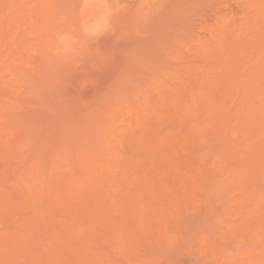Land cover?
I'll return each instance as SVG.
<instances>
[{
  "label": "rangeland",
  "instance_id": "obj_1",
  "mask_svg": "<svg viewBox=\"0 0 264 264\" xmlns=\"http://www.w3.org/2000/svg\"><path fill=\"white\" fill-rule=\"evenodd\" d=\"M2 1L6 2L7 0L6 1L2 0ZM11 1H8L9 4L7 2L6 3L2 2V3L5 4L4 6H6V5L10 6ZM46 1L48 2L49 0H46ZM46 1L43 0V5H42V3H41L42 0H19L21 5H19L18 8H16L17 7V6H15L16 4L14 5V8H12V6H13V4H12L10 7H8V6L6 7V8H8V10L5 9L6 11L5 12L3 11L2 12L3 14L0 12V14H2L4 17L6 16L5 18H7V19L12 17L13 14H14V16H21V18H22L19 23L15 22V23L9 24V21L6 22L5 27L7 30L4 33L2 32V35H1L2 37H0V46H1L0 51L3 50L2 52L4 55H6L7 52L9 51L8 55H11V59L13 58L18 63V65H17V63L14 62V64L12 63V65H14V66L17 65L19 67L21 66V68H18V69L22 70V71L19 70V74H21V78L18 77L19 79L15 80L16 82L14 81L12 86L9 87L7 84H8V80L11 78L12 75H10L11 73L9 74V71L6 70V68H3L0 66V80H1L0 96L2 94L4 96H6L5 97L6 100L4 99L5 101H3L4 103L1 104V108H0V121L2 122L1 126L4 127L3 130L6 132V136L2 139V141H4L5 144H2L3 142L0 141L1 142L0 146H1V144L6 146V148L4 146L0 147V149L5 150V151H3L4 154L2 153L3 155L2 154L0 155V158L2 159L1 160L2 162L0 163V200L2 199V197L4 198L0 201V206H1V209H2V207H3V210L6 209V212H12L13 213V214L8 213L6 215H9V216H6V215L4 216L5 213L2 215L1 214L2 210L0 212V218H1L0 219V233H1L0 234V236H1L0 241L2 240L0 242L1 243L0 245H2V246H0V252H1V255H0V261L1 262L0 263L2 264L4 262L3 260H1V258L3 257L2 259L6 260L7 263L9 262L8 264H15V263H17V264H33V262H34V264H39V263L40 264H49V263L50 264H53V263L54 264H60V262H63L62 264H68V262H67L68 260L64 256V254H65L64 250L65 249H63V248L66 247L64 245L70 241L69 244L67 243V245L70 246V244H71V246L73 245V247H76V245L79 246L77 243L82 241L79 244H81V245L82 244L89 245L91 243L92 244L90 245L91 248H88L89 246H87V245H85L87 248L84 247V245H82L83 247H81V246L77 247L79 249L78 253L80 255L76 256L75 260H74V258H72L73 259L72 261L78 263L77 262L78 259H79V262L82 260L79 264H81V263L87 264L88 262H89L88 264H248L247 262L250 260V258L254 257L253 255H251L252 252H255V253L258 252L259 253V251L261 252L264 249V147H261L262 145L264 146V143H262V145H261V141H264V132L263 133L261 132V131H264V127L262 128L261 122L260 123L258 122V124H260L259 126H261V127H259L258 124H256V125L259 127V129L256 125L254 126V127H256V135H255V132H252V134H251V132L249 131V133L251 135L254 134V136H251L252 137V138L250 137L251 139L249 137H248L249 139H246V137L244 135H246V132H248V130L247 131L243 130L245 132V134L242 133L243 135H241V136L238 135V137H237V134H240V132H242L241 129L244 127H241L242 123L240 124V126L238 125L239 129H237V127H235L237 130H240V132H238V131H234L235 130L234 125L236 122L239 121V119H242V117H244V119H242L240 121H242V122L244 121L243 123H245V122L250 121V119H252V117L255 116L254 118H257V117L261 116V114L264 113L263 112L264 109L261 108L264 105V102H263L264 99L262 100V98H264V92L258 91L260 97L257 94L255 95L256 96V97H254L255 100L259 98V100L261 101L257 104L254 103L255 107H254L253 102H252L251 103L252 105L248 104L249 106L248 105L244 106V110L243 109L242 110H240V109L236 110V107H235V109H233L235 113L239 112V110H240L241 115L239 113L235 114L236 118L235 117L233 118V119H235L234 122L231 119L233 122L231 125L233 126V129H234V130L233 129L232 130L234 131L235 134L230 133L229 139H227L228 138L227 136H226L227 138L225 137L226 139L224 138L225 132L224 131H223L224 133L222 132V130H224V129H220L223 127H220L219 128L220 130L218 129L219 130L218 132H216V133L213 132L214 130L217 131L216 128L219 127V125H217L216 122H213V125H211L212 123L208 122V123H210L209 124L210 128L213 127V129H214L212 132L209 131L210 130L209 128H207V126H208L207 121L205 122L206 123L205 129L206 130L208 129L207 130L208 132L206 131L208 133L207 134L208 136L206 134H204L205 138L201 137L203 135V132H201V134H200L199 129H198V132L201 136H199V134L198 135L195 134V133H198L196 131V132H193V138H191V135H190L191 130L189 129L188 135L191 138L189 140H188V136L187 135L185 136L186 133H184V132H187L186 131L187 129L185 130L186 127L185 128L181 127V125L184 122H186V124L188 122L190 123V121L192 119L193 120L191 121L190 124L192 125L191 127H192L193 131L198 127V125H201V124L203 125V123H201L200 118L197 121L201 124H199V123L196 124V122H195L196 120L193 118L196 114L204 113L203 111H200V109L202 110V108H204L205 106L207 107V105H205L203 107H200V109L199 108L197 109L198 105H195V101H196V104H197V102H198V104H200L202 102L201 101L202 99L199 102V100H198L199 98H197V97H199V94L202 92L201 93L202 95H205V94L207 95V91L210 89L209 87L207 89V86H210L209 84L211 82L207 80L209 83L208 84L205 83L204 89H205V91L206 90L207 91L204 94L205 91H202L203 90L202 85H204L202 82L204 79L202 77H204V76L209 77L213 73V75H214L213 77L215 78L216 74H219V75H217L218 77H216L214 80L215 83L218 82V85L215 84L217 86H214V88L216 87L215 89H218L221 87V85L225 84L224 82H223V84H220L222 82L221 78L223 79V77H221L220 74L223 71H228V70H226V68L229 67L228 65L230 62L227 63V65L223 64V66L224 65L226 66V67L225 66L223 67L221 64L222 60L220 62V64H221L220 65V64H218L219 62H216V61H215L216 63H213L214 62L213 58H216L215 56L218 53L220 55V53H222L221 50L224 51V49H225V51L228 52V50L226 49V46L229 43L228 42L229 39H226V37H228V34L230 35V33H227V32H230L232 29H234V28H232V29L230 28V26H232L234 24V22H233L234 20H232V19L239 18L238 20H240L241 22L246 21V26H247V24H250L252 22L251 25H248V28H246V26H245V24H243V22L241 23V25H239V22L237 23L235 21L236 24L239 26L244 25L245 27L242 26L243 29H245V28L247 30L249 29L248 31L245 30L246 34L243 33V34H245L244 36L249 35L250 37H253L255 35V33L258 32V30L260 31V29H262V27H259V26H261V24L263 26L264 21L262 20V18H260V20H262L263 23L259 22L260 21L259 17H261V13L260 14H258V13L262 12V14H263V12H264L263 11L264 10V2H263L264 0H254V2H251V0H105L104 1L105 4H107L108 8H110V11H107V12H109L108 14H106L107 17L106 18L103 17L104 19L101 17L97 20V23H95V21H93L94 23L93 22H91L92 24L89 23V26H88V24H85L87 26V28H85V26L83 25L84 21H82L84 19L83 16H85L84 11L86 9L91 10L93 8L92 7L93 2H92V4H90L91 2L89 0H50L51 3L50 2L47 3ZM16 3L18 5V2H16ZM40 3H41V5H40ZM251 3L253 5H251ZM261 4L263 6H261ZM87 5L90 7H87ZM108 8H106V9L109 10ZM249 9H251V12ZM254 10H255V12H253ZM258 10H260V11L258 12ZM82 12H84V13H82ZM45 13L47 15H51L48 17L50 19L53 18L54 19L53 23L55 21H56V23L49 24L47 22L45 23V21L43 23L40 20V15L45 14ZM251 13H253V14H251ZM247 17H249V19L251 21ZM240 18H242V19L245 18V20H242ZM256 18H257V20H256ZM100 19H102V20L99 21ZM247 19H248V21H247ZM259 23H260V25H259ZM236 24H234L233 27L236 28V26H235ZM256 25L260 29L255 27ZM44 26H46V27H44ZM249 26H251L252 28H250ZM73 27H75V28H73ZM228 27L231 30L226 31V29H229ZM84 28H85V30H84ZM224 28H225V30H224ZM253 28L255 29L256 32L254 31ZM45 29H47V30L52 29L51 31L55 35V38H58V37H56V35L59 32H61V33L66 32L67 33V31L69 32L71 30L69 32V33H71L74 29H75V31H73V32H76L77 34L75 33V36H73L74 33L72 32L70 35L72 38L70 37V39L68 38L67 41H64L65 44L62 42L59 43L58 41H56L53 38L54 40H52V42H51L52 46L55 45L56 42H58V44H60L61 46L57 47L58 44H56V47L54 48V46H53L52 47L53 50H52V48L50 47L51 44L49 43L50 45L47 46L48 51H47L46 57H45L44 53L41 50L37 49V46L39 43H41V44L46 43L40 37L41 36L40 32L42 30L44 31ZM250 29H251V31H250ZM256 29H258V30H256ZM35 30H37V31L35 32ZM218 31H219V33H217ZM249 31L250 32L253 31L254 35L251 36L253 33L250 34ZM38 32L40 34H38ZM55 32H57V34ZM231 32H233V31H231ZM69 33H68V36H69ZM262 33L263 32H261V34ZM215 34L216 35L219 34L218 36H216V39H217V42L219 45H217V42H215L216 40L215 41L212 40V38L214 39ZM261 34H259V35L261 36ZM231 35H233V34H231ZM222 36H223V38H222ZM210 37H211L212 42H211V40L208 39ZM258 37L259 36L256 35V38H258ZM221 38L224 40H222ZM228 38H230V36ZM253 38H255V37H253ZM203 40H204V42L206 40H207L206 42L209 41L208 45L209 46L212 45V47L215 48L212 50L216 51L218 53L215 52L216 55L215 54L213 55V51L211 50V52H210L211 54L210 53L209 54L212 55V57H210L209 54H206L207 53L206 50H210L211 47H209V48L207 47L204 49V46L207 43L204 44ZM221 40L224 42H222ZM258 40H259V38H258ZM220 41L222 43H219ZM252 41H251V43H252ZM67 42H69V43H67ZM70 42H71V45H70ZM210 42H211V44H210ZM212 43L213 44L215 43L216 47H214ZM251 43H250V46L252 45ZM259 43H260V41H259ZM259 43H258V46H259ZM222 44H224V45H222ZM255 44H257V43H255ZM261 44H262V42H261ZM66 45H68V46H66ZM202 45H203V47H202ZM228 45L230 46L231 44L229 43ZM217 46H220V48ZM229 46H227V47L230 48L231 46L230 47ZM258 46L255 45L253 47H258ZM202 48L206 51V53H204L205 51ZM251 49H252V47H251ZM251 49L249 51H251ZM254 49L255 48H253V50L251 52L255 53L256 49H255V51H254ZM261 49L262 48H259L258 50H261ZM10 51H11V54H10ZM24 51H25L24 54L26 56L23 58L24 59L28 58L26 61L29 63V65L27 64L28 66L23 63L24 59L22 58V54ZM50 51H51V53H49ZM5 52H6V54H5ZM40 52H42L44 56L40 55V54H42ZM259 52H261V51H259ZM222 54H224V53H222ZM255 54H256V56L255 55L254 56L257 59L254 58L253 55L250 59H254V60L251 61L248 58V60L251 62V64H253V61L257 62L256 60H258V58L260 57V56L258 57L257 55H259L261 53H255ZM223 56H221V57H223ZM40 57H42V58H40ZM221 57L220 58L217 57V58L221 59ZM262 57L264 58L263 55H262ZM262 57L260 59H262ZM1 58L5 59V56L1 57ZM245 60H247V59H245ZM248 60L244 62L246 64L242 65L243 68H241L239 70V71H241V72H239L240 73L239 76L241 75V73L244 69L250 68ZM262 60L264 62V59H262ZM3 61H0V65L2 63H4ZM260 61L261 60H259L257 62V65L262 64ZM226 62L227 61H225V63ZM215 64H217V65H215ZM230 65H231V63H230ZM246 65L248 67H246ZM257 65L255 64L254 67ZM10 66H11V64L9 65V67ZM189 66L190 67L193 66V67L190 68ZM211 66H213V67L215 66L214 72L213 71L211 72V69H210ZM15 68L17 69V67H14V70H16ZM219 68H222V69H219ZM261 68L264 69V65L262 67L259 66L257 69H255V68L253 69V65L251 66V69L253 71L254 70L256 71L258 69L260 70V72H258V75L256 74L258 76L257 78L259 80L262 77H264L263 76L264 71ZM217 69L220 71H216ZM251 69H249V70H251ZM20 71L23 74L20 73ZM216 72H218V73H216ZM219 72H221V73H219ZM261 72L263 75L261 74ZM205 73H207V75H205ZM208 73H209V75H208ZM223 73H222V76H225L224 74H226V73H224V74ZM201 75H202V77H199L201 80L199 78H198L199 80H197V78H195V77H198ZM193 77L198 81L197 84H199V85H200V83L202 84V85H200L201 87H199L202 89L199 90V88H196V86L198 87L199 85H196L194 87L195 88L194 90L191 89V90H189V92L187 91L188 94H185L186 93L185 91L188 90L187 87H189V83H190V88L193 87L192 85L196 84V82H195V84H193L194 82H192L193 81L192 80L191 81L192 85H191L190 80H188V79H191ZM210 77H212V76H210ZM219 77H221V78L219 79ZM225 77H227V76H225ZM259 77H261V78H259ZM23 79H25V80H23ZM39 79H40V81H39ZM216 79H218L220 81L216 82ZM258 79L256 80L257 87H264V85L263 84L261 85L260 83H259L260 86H258V81H259ZM182 80H184V81L188 80L189 83H188V85L186 84L187 86H185L183 88V90L180 87V89L182 90L181 92L184 93V95H178L180 93L177 94V92H175V89H173V88L175 85H176V88L177 87L179 88V85H182V83H181ZM238 80L241 84L243 83L241 80L244 81V79H242L241 76H240V79H238ZM262 80H264V79L262 78L261 81ZM156 81H158V83H159L158 86H160L161 83L166 85V86H169L167 84H170L171 87L174 85L171 88L172 90L169 89L173 92V93L171 92V94L174 95V92H175V94H177V97L181 98V102L185 103V106L189 105L188 108L191 107V108H189V110H187L188 116H187V114H185V115L187 118L188 117L191 118L192 117L191 115H193L192 119L187 120L186 117H184V116H183L184 118L182 117V112L183 111L185 112V109H188L184 106V103H182L184 107L182 106L183 111L181 113L179 112V110L177 108H175L176 105H174V104L170 105V103L173 102L171 100L174 99L175 97L172 98L171 96H173V95L169 96V94L167 95V93H163V95L160 94L161 91L162 92L165 91V90H163L165 87L163 89H161V91H160V89L158 91L159 87L156 86L158 84ZM188 81H186V82H188ZM200 81H202V82H200ZM261 81H259V82H261ZM165 82L167 84H165ZM186 82H183V83H186ZM155 83H157V84H155ZM262 83H264V81ZM155 86L157 88H155ZM182 86H184V85H182ZM211 86H212V84H211ZM161 87H163V86H161ZM168 88H170V87H167V89ZM185 88H187V89H185ZM196 89H198L200 92H198V90L196 91ZM215 89L213 91V92H215L214 93L215 96H213L212 99L214 97L215 98L216 97L221 98L220 95L219 96L216 95ZM221 89L217 90V92H219ZM176 91H177V89H176ZM194 91L196 94H198V95H196L197 97H195ZM210 91H212V90L210 89L208 91V93ZM222 91H223V89L221 90V92ZM167 92L170 93V91H167ZM178 92H180V91H178ZM221 92H219L218 94H220ZM158 93H159V96H158ZM191 93H193L192 94L193 98L194 97H195V99L197 98L196 100L193 98H192L193 100L189 99L188 95H190V98H191ZM230 93H232V92H230ZM260 93L261 94L263 93L262 96ZM165 94L167 95L166 96L167 98L166 99L162 98V101H163V103H165L166 107L164 106V104H163V106L168 111H169V108H167V107H170V114H167L168 111H163L165 108L163 109V107L161 106L162 109H160V111L162 110V112H160V111L158 112V110H156L157 114H158L156 119L157 118L158 119L157 120L155 119V121L157 124L154 122L156 125L153 127V129H150V131H148L147 129H145V128H148V126H147L148 124L146 125L145 123H143L144 120L142 121L141 119H144L145 117L143 118L142 116H143V114H145V116H146L147 115V112H146L147 109L150 110V108H152V107L148 108L149 105L150 106L152 105L155 108H157L156 107L157 105H162V102L160 101L161 98H158V97H161V96L165 97ZM201 94H200V96H202ZM141 95L144 96V99ZM146 95H149L148 98ZM185 95L188 96V100H186L187 98L185 97ZM227 95H226V97L228 98L227 102L229 101L230 98H234L233 94H230V95L227 94ZM145 96L147 99H149V97H153L152 100H156V101H154L155 103L158 102V100H159V102L156 104V106H154L153 104H150L151 103L150 101L146 100ZM174 96H176V95H174ZM183 97H185V99H183ZM202 97L204 99H208L206 96H202ZM179 98H175L174 100H177V99L180 100ZM182 99L184 101H182ZM204 99H203V101H204ZM166 100L167 101L170 100V102H167ZM189 100H191V102H188ZM217 100H219L218 102L220 104H223L225 102V101H223L222 98H221V100L223 103H221L220 99H217ZM147 101L150 103H148ZM210 102H212V101H210ZM210 102L209 103L207 102V104L208 105L211 104ZM227 102H225V103H227ZM146 103H148L149 105ZM193 103H194V106H197L196 109L193 106H191ZM230 103H231V101H229V103H227V104L230 105ZM232 103H233V101H232ZM202 104H204V103H201L200 105L202 106ZM212 104H214V102ZM215 104H217V106L220 105L218 103H215ZM9 105L12 106V108H8ZM146 105H148V106L146 107ZM214 105H213V109H214ZM250 106L254 107V108H252V110H249V109H251ZM106 107L108 108L107 111L105 110ZM158 107H160V106H158ZM206 107L203 109L205 112H207ZM246 107H248L249 109L248 108L246 109ZM258 107H260V111L257 110ZM155 108H153V109H155ZM174 108L177 109L178 111H175ZM208 108H209V106L207 107V110H208ZM223 108L224 107H222V108L220 107L219 110L221 111V109H223ZM238 108H239V106H238ZM242 108H243V106H242ZM11 109H13V110L11 111ZM153 109L150 110L149 112L154 113ZM194 109H195V111H194ZM224 109H227V108H224ZM101 110L102 111L104 110V112H101ZM192 110L194 111L193 113L191 112ZM196 110L199 111L200 113L199 112L197 113ZM255 110H257V112L259 111L258 112L259 114L257 113L258 115L256 114ZM10 111L15 113V114L10 113ZM142 111H143V113H142ZM144 111H145V113H144ZM173 111L181 114V115H179L177 113L179 118L181 116V118H180L181 121L177 122L178 116H176L174 114L175 112L173 113ZM226 111L227 110H225V113H221V112L220 113L225 116V114H228L229 110L227 112ZM243 111H244V113H243ZM105 112L108 113L109 115L105 114V117H104ZM139 112L142 113V116L140 117L141 119L139 118L140 123H139V121L135 120V118L137 116L136 114H141ZM164 112L165 113L167 112V113L164 114ZM195 112H196V114H195ZM249 112H251V115ZM101 113L103 114L104 118L103 117L101 118V116L99 117V115H102ZM151 113H149V114H151ZM189 113H190V115H189ZM209 113L210 114L204 113L203 115L207 114V115L211 116L210 110H209ZM217 113L219 115V112H217V110H216L215 115ZM233 113L231 114L229 112V114H231V115H233ZM247 113H248V115H247ZM131 114L133 115L132 117H135V118H132ZM244 114H246V115L244 116ZM13 115L14 116L16 115V116L13 117ZM173 115L175 117H173ZM207 115H205V116H207ZM169 116H172V119H170V122H171V120L174 122L176 121L175 123L178 125H176L174 122H171V124H167V123H169V121L168 122L162 121L164 119L168 120L167 118H169ZM212 116H213V114H212ZM212 116L209 117L210 118L209 121H212L211 120ZM239 116H241V118ZM12 117L13 118L18 117V119H17L18 122L14 121L16 119L12 120ZM95 117H97V118H95ZM195 117H196V119L198 118L197 115ZM92 118H94L95 120ZM160 118H163V119H160ZM182 118H183V120H182ZM201 118H202V116H201ZM209 118L205 117V119H203V120L205 121V120H208ZM228 118L230 119V116ZM130 119L134 120L133 124H131V122L133 120H130ZM226 119H227V117H226ZM229 119H228V122H229ZM262 119H263V117H262ZM5 120L9 123L11 121H13L16 124V126H14V124L12 122L11 123L13 125L9 124V123L7 124V122ZM91 120L93 121L92 122L93 124L91 122H90L91 124H88L89 121H91ZM4 121L6 122V124L4 123ZM82 121L85 123L86 122H88V123L83 124ZM99 121H101L102 123ZM240 121L238 122V124L240 123ZM137 122L139 123L138 130L136 128ZM164 122L167 125V126L164 125V127H166V128L168 127L167 129H169V130L174 129L173 130L174 132L178 131L179 135L176 133V135H178V141L180 140L183 144L182 145L177 144L176 142H174L176 140H173V142L177 144V149H176V145L174 143H171V141H172L171 138L175 139V137L177 138V136H175V134L172 135V133H170L169 136H167L168 135L167 133H169V131L163 127V124L161 126V123H164ZM96 123H97V125H96ZM99 123H101L102 125L101 124L99 125ZM107 123H108V125H107ZM128 123H130L132 126ZM173 123H174V125H173ZM179 123H181V125ZM192 123H194V126L197 125V127L194 128ZM134 124H135V127H133ZM88 125H90L92 128L90 127L91 129H88ZM94 125H96V126H94ZM140 125L142 126L141 129L142 130L144 129L143 131H145L146 133H143L142 130H140ZM143 125L146 127L143 128ZM157 125H159V126H157ZM205 125L199 126L200 129L202 127H205ZM236 125H237V123H236ZM93 126L95 128H93ZM102 126H104V127L107 126L108 128H103ZM176 126H179V128L181 127V129L177 128ZM184 126H185V124H184ZM187 126L190 128L189 125H187ZM119 127L120 128L123 127V129L125 127V130L127 127L129 130L131 129L130 132H132L133 134L127 133V134L122 135L121 134L122 129L118 130ZM157 127H161L160 130H157L158 129ZM252 127H251V129H252ZM110 128H111V130H110ZM99 129L100 130L107 129L108 132L106 130H103V131H106V133H103V132L100 133ZM135 129H136V134H134ZM154 129L156 130L157 135L152 136V138L154 137L153 141L158 138V142L160 140L162 142V144L159 142L161 145L153 142L155 146H157L156 144H158L157 147H154L152 145V147L155 148V152H154L153 148H152L153 150L151 151L150 143L149 144L145 143L147 141L145 139L147 131L149 132L147 137H150V135H152V131L155 132ZM203 129H201L200 131H203ZM14 130H16L17 133L19 134V139H17L18 135L16 136L17 133H16V131L14 132ZM85 130H87L91 134ZM161 130H162V134L164 136L161 135V132H160ZM179 130H180V132H183V130H184L182 136L184 135L183 138L187 139V140L185 139V143L183 142L184 140H182L183 138L180 137L181 133L179 132ZM75 131H76V133H75ZM113 131H115V132L117 131L116 133H118V134L116 135V133ZM119 131H120V133H119ZM158 131H159V133H158ZM165 131H167V132H165ZM170 131H172V130H170ZM109 132L111 134H109ZM124 132L126 133L128 131H124ZM140 132H142L143 134ZM150 132H151V134H150ZM209 132H211L210 135H209ZM220 132L222 135L224 134V136L222 138H217L216 136L220 135V134H218ZM260 132H261V134H260ZM0 133H2V132L0 131ZM82 133H84V134L86 133L85 134L86 136L84 134L82 136L81 135ZM102 133H103V135H102ZM204 133H205V131H204ZM212 133L217 134V135H214L215 138H212V136H213ZM87 134H89V136L90 135H94V136L90 137L91 139H88L89 136ZM191 134H192V132H191ZM211 134H212V136H211ZM79 135H81V137ZM105 135H107V136H105ZM109 135H110L109 138H110L111 143L108 142L109 139L107 140ZM170 135H172L173 137H170ZM20 136L22 138H20ZM195 136H197L198 138ZM221 136H218V137H221ZM230 136H233V137L230 138ZM102 137H104V139ZM165 137H168V138L165 139ZM83 138H86V139L83 140ZM111 138L114 139V143L112 142L113 139H111ZM123 138H125V139L127 138L130 141L125 140V142H127V144H126V143H124ZM135 138L138 140L139 139L143 140V141H141L143 143L138 142V144H136L137 141ZM194 138L195 139L200 138V139L197 141ZM14 139H16V142H17L16 144H15ZM105 139L109 144H107V143L105 144V146H107L108 148L105 147L107 149H103V150H105V151H103L100 146H102V145L104 146L103 143L106 142ZM134 139H135V141H134ZM147 139H149V138H147ZM0 140H1V138H0ZM18 140L21 143H24L27 141L28 147H26L27 145H25V146L20 145V147H19L18 146L19 145ZM93 140L98 141L100 149L97 148L99 155L95 156V158L92 156L94 159L91 157V159H90L91 162H90V161H88L89 159L84 160L82 158L83 157L82 155H83V152L85 153V151L87 150L86 148L89 147V145L91 144V142ZM115 140H117V141L115 142ZM131 140H132V142H131ZM149 140H150L149 142L152 141L151 138ZM180 141H179V143H180ZM206 141H208V142H206ZM71 142H73L75 145ZM156 142H157V140H156ZM199 142H202L203 144L199 143ZM259 142H260V144H259ZM256 143L259 144L260 146L257 145ZM117 144L121 145V146L119 145V147H121V149H119V148L117 149L118 146H115ZM128 144H130V145H128ZM141 144L143 146H141ZM169 144L173 148H171V146L168 147ZM185 144H187V145H185ZM29 145H31L32 148ZM137 145H140V147H138ZM173 145L175 146V148ZM178 145H181V147ZM21 146L23 147V149H21ZM110 146L113 148H116L117 150L116 149L114 150ZM159 146H161V147H159ZM188 146H189L188 150H190V147H191V149L194 148L195 149L194 151H196L197 153L199 151L201 152L198 154L194 153V155H193L194 151L192 152V150H190L192 152L191 155H193V157L196 156L197 160L195 157H194V159H195L194 160L192 156H191L192 159L191 158L188 159L189 158L188 156H190V151L188 152L186 149V148H188ZM256 146H259L261 149H259V148L257 149ZM24 147H26V148L24 149ZM45 147H48V148H46L49 151L48 153H46L47 151H45ZM82 147H83V149H82ZM183 147H186V148H184V149H186V151H183L184 150ZM102 148H104V147H102ZM144 148L146 149V151ZM157 148H158V152L161 151V153H162V151H163V154L158 155V153H156ZM168 148H169V150L171 148L172 151L174 149L177 151L179 150L178 151L179 154L182 151L186 152V153H181V154L182 155L186 154L187 156L186 155H184V157L182 155L178 156L179 157L178 162H180L181 164L177 163V166L176 165L172 166L171 162L175 163L174 161L177 160L178 158L176 159L175 157L172 156V153L174 151L171 154L167 153L166 150H168ZM255 148L257 150H255ZM29 149H31V150H29ZM110 149H111V151L114 150L112 152V154H110L111 152L109 153ZM124 149L126 152L125 151L123 152ZM136 149H138L140 151H137ZM141 149H142V151H141ZM159 149H161V150H159ZM181 149H183V150H181ZM32 150H36V151L32 152ZM37 150H38V152H37ZM100 150L102 152H100ZM169 150H168V152H171ZM236 150H238L237 153H236ZM258 150H261V151H258ZM62 151H63V153H62ZM117 151H120L121 153L117 152ZM242 151H244V152H242ZM245 151H246V153H245ZM116 152H117V154H116L117 158L120 156H123V154L124 155L127 154L126 159L128 157H129V159L134 158L133 159L134 161L132 159H130L132 161L129 160L130 162L134 163L133 166H130V164H127V163L125 165L124 162L128 161V159L127 160L123 159L125 156H123V158L120 157V160L122 158L125 161L117 160L115 158ZM134 152H135V154H134ZM229 152H232V153L229 154ZM238 152H239V154H238ZM22 153H23V156L25 154L26 155L24 157H22ZM27 153H28V158L30 156L29 159H31L32 156H33L32 158H34L36 156L37 157L32 159V160H27L28 159ZM44 153H46V154L44 155ZM55 153L57 154L58 159L56 158V156H54ZM142 153L143 154L146 153V154L143 155ZM241 153L243 156L242 158L240 155ZM254 153H256V155ZM42 154L44 155V157ZM102 154H104V155L102 156ZM167 154H169V156ZM231 154H232V157H229L230 162H228L229 159L227 157ZM251 154L252 155L254 154L255 158ZM77 155H80V156L77 157ZM160 155H164V157L161 156L162 159H160V157H159ZM173 155H175V154H173ZM237 155H240V156H238L239 158L237 157ZM245 155H246V157H245ZM248 155H251V157L249 158ZM60 156L62 157V159L65 158V160L68 158L67 161H70L69 158H71L70 163L68 162V164H65L66 161L62 160ZM113 156H114L115 161L117 160L116 162H119L116 164L115 168H114V165H115L114 162L115 161L113 158H110ZM165 156L166 157L172 156L171 158H173L174 161L171 160V158H170V160H171L170 161L171 164H170L169 160H168L169 158L165 159ZM72 157H74L76 160L73 159ZM103 157H104V160H103ZM150 157H151V159H150ZM156 157L159 159H157ZM224 157H226L228 160H226V158H224ZM244 157L246 159H248V161H250V164H246V166L250 167V169L246 168L245 165H243L244 168L241 167L243 169V171H242V169L239 167L240 164L238 165L237 163H239L238 162L239 159H240V161L242 159L245 160ZM77 158H80L81 160L80 159L78 160ZM84 158H85V156H84ZM108 158H110V160L113 159L114 165H112V163H111L112 161H109ZM180 158H181V160H180ZM231 158L232 159L235 158V163L233 162L234 160H232V162H231ZM45 159H46V161H48L47 164H46ZM222 159L223 160L225 159L224 162L222 161ZM251 159L253 160V162L251 161ZM26 160L28 161L29 164L27 163ZM55 160H58L59 162H61V160H62L64 163H61V164L59 163L60 165H58V161H57V163H56L57 166L56 165L53 166L52 164H53V161L56 162ZM82 160H84V162ZM102 160L106 161L107 165L109 166V167L107 166L105 174H103V176H105L104 177L105 179L103 178L104 180H101L99 178L101 175V173H100L101 172V165L100 164L103 163ZM136 160H138V161H136ZM188 160H190V161L188 162ZM191 160H192V162H194V161L195 162L192 163ZM236 160H237V163H236ZM33 161L36 162L37 165ZM79 161L81 162L82 166L84 164L87 165V163H88L87 167L90 166L87 168L84 165L87 168V169H85L87 172V175H86V172L83 170L85 172V174L83 176V171H82L83 167H80L81 165H80ZM122 161H123V163H121ZM190 162H191V164H189ZM25 163H27V164L25 165ZM42 163L44 165H46V167ZM91 163H92V165H89ZM150 163H152L151 168H149V166L151 165ZM225 163H227L230 166V169L228 168L229 166L227 167V164H225ZM230 163L231 164L233 163V165H235V166L237 165L240 169L237 166L236 167H234L233 165L231 166ZM240 163H242V161ZM64 164H65V166H70L69 169L73 168L71 171L72 172L71 174L68 173L70 170L67 171L68 170L67 169L65 171V168H67V167H65ZM71 164L72 165L74 164L77 167L76 166L74 167V165L72 167ZM187 164L190 165L191 168L189 166V168L186 169L185 167ZM207 164L209 167L206 166L207 168H205V165H207ZM221 164H222V167L226 168V170L223 168H218ZM27 165L31 166V167L29 168ZM61 165H63V166H61ZM118 165H120V166H118ZM140 165H142V166L144 165V168L142 169ZM166 165L168 167L171 166L173 168L175 166L180 167V165H181V167L178 168L177 170H176V168L173 169V170H175V171H173V173L175 175H173V173H171L170 171H169L170 174L168 175L169 172L166 171V169L168 168ZM182 165H183V167H182ZM248 165H250V166H248ZM255 165H256V167H255ZM43 166H44V168H43ZM55 166H56V168L60 166V169L62 171V172L60 171V175H59V171L56 168L54 171L53 167H55ZM123 166H125L124 169H123ZM137 166H139L140 168H138ZM193 166H195V167L197 166L196 168L198 169L199 175H200V173H202L200 176L198 175L199 177L195 180H197V182L199 180H201L203 182L201 183V181H199L198 182L199 184H197V185L204 184V182H207V183H205V186L201 185L200 186L201 188L196 186L200 189V190L198 189L199 191L197 190L198 194H196V196L193 195L196 192H195L194 187H192V186H195V185H193L194 183H191L192 179L190 178V175H192V176L197 175L196 173L191 174L193 172H197V170H195L196 168H193ZM215 166H217V169L219 171L218 170L216 171ZM23 167H25V169ZM112 167H113V171H114L113 173H112ZM200 167L203 169V171H204V169H207V172L205 170V173H209L211 175V178H209L210 176H208L209 174H207L206 175V176H208V180H207L205 177V173L202 172V169H199ZM231 167H233L234 170ZM27 168H28V170H27ZM36 168L39 170H37ZM45 168H48V169H45ZM74 168L77 170L74 171ZM147 168L149 169L148 172L151 171L150 175L146 171ZM192 168L194 171L190 170ZM40 169H43V170H40ZM131 169H133V170H131ZM169 169H170V167H169ZM179 169L180 170L182 169V170L180 171ZM231 169L233 171H231ZM244 169H247L246 172L244 171ZM29 170L32 172V174H29V173H31V172H28ZM78 170H79V172H78ZM143 170L145 171V173ZM25 171H27V172H25ZM51 171H54V172H51ZM127 171L132 172L133 174L132 173L127 174ZM236 171H238L237 172L238 173L237 178H235V176L237 175ZM38 172H39V174L40 173L43 174V177H42V175H41V177L38 176L39 175ZM48 172H50V174ZM73 172L75 174L76 173L78 174V175L76 174L77 177L74 180L75 183L73 184L74 185L73 189L77 190L76 192H79L78 189H81V186L79 184H83V186H86V187H88L89 190L90 189L92 190V191L90 190L92 193L91 194L92 198L94 195H96L97 197H99L98 200H100V195L102 196V194H104V196L101 197L102 201H104V198L106 196L109 199V197L111 196L110 194H112L113 197H114V194L115 195L117 194L116 195L117 198L121 197L120 199H122V201H117L118 203L112 202L113 205L118 209L119 212L115 211L116 214L112 212L111 216H106V217H108L107 218L108 223H107V220L104 218L105 216H100L99 215L100 213L98 214V216L94 215V214H97L95 212V209H94V207H96V206H94V205L95 204L97 205L98 203H95L94 201H92L91 197L86 199L85 203H83V201H84L83 199H82L83 201H81V200H79V198H77L83 204H81L77 199H75L76 201L73 200L72 204L69 202L71 205L69 203H67V205L66 204L64 205L63 202H61L63 204L64 208L66 207L65 211H64V209H62L63 208L62 205H60V207H59V209H61V211L57 207H54V208H57V210L55 209L56 212L54 211V209L51 211V213H55L54 215L52 214V216H50L53 219H50V217L46 216V214L43 215L44 213L39 212V206H41V205L43 206V204H44L43 201L45 202L44 199H46V196L45 197L40 196L41 194L43 195L42 191H44L43 190V183L46 181H48V183H50V181H51V182H53L51 184H53L55 186L58 183L57 186L60 187V189L63 187L62 188L63 192L69 193V192H67L68 191L67 188H69V184L72 181V178L74 177ZM163 172H165V173H163ZM166 172H168V173H166ZM184 172H185V174H184ZM230 172H232V173H230ZM233 172H235L236 175H234ZM66 173H68V174H66ZM79 173H80V175H79ZM88 173H89V175H88ZM111 173H112V175H110ZM179 173H181V175ZM239 173H243V174L239 175ZM245 173L247 176L245 175ZM36 174H38V175L36 176ZM56 174H57V177H56ZM107 174L109 175V177H112L113 179L109 178V177H108L109 179H106L108 176ZM115 174H116V176H114ZM156 174H157V177H156ZM177 174H179L180 177L181 176L183 177V174L186 176L188 175V177H186L185 179L182 177L180 178ZM230 174L232 176L234 175L233 178L229 177ZM58 175H59V177H58ZM63 175H64V178H66V180L65 179L62 180ZM129 175H131V176L129 177ZM44 176L49 177L50 179L48 178L46 180V178ZM81 176H83V178ZM149 176L151 177V179ZM201 176L203 178H201ZM32 177H34L33 180L37 178L36 179L37 182H36V180L34 182L32 180ZM91 177L94 180L93 182L91 181L92 180ZM133 177H134V179H133ZM166 177L168 179V181H167L168 183L166 182ZM172 177H174V178L176 177L177 181H175ZM39 178L40 179L42 178V179L40 180ZM60 178H62V179L59 180ZM130 178H131V180H130ZM140 178H143V179L146 178L145 181H147L143 185L146 187L145 188L141 187L142 190H144L146 188L149 189L148 186L151 187L149 189V192H150V190H152L150 192V194L151 193L153 194L152 196H150V199H152V201L148 199L147 201H145V203L144 202L142 203V201H143L142 199L145 200L146 198H144L143 196L139 197L140 196V195H138L139 193H137V196L140 199L139 198L137 199L135 196H134L136 198V199H134L135 201H133L131 199L130 195H132V191L133 190L136 191L137 188L139 189L138 185H136V182L139 181ZM157 178H159V180ZM194 178L195 177H193V179ZM14 179H16V180H14ZM22 179H24L25 181L27 180V182H24V180H22ZM80 179H83V182ZM86 179H87V181L90 180L91 184H90V182L88 183L86 181ZM117 179L118 180L120 179V182H118ZM128 179L130 181H133V184L136 185V186L135 185L132 186L133 190H131V194L129 192H128V194H125L126 192L124 193V191H126V190L128 191V189L130 190V188H131L127 185V184H130ZM210 179L212 180V183H208ZM226 179L228 181L230 179H232L229 182H231L232 184H234V182H235L236 185H233V187H232V185L230 184L231 188H229L230 186L227 187L229 183L227 182ZM31 180H32V182H31ZM42 180L43 181L46 180V181L43 182ZM108 180H110V181H108ZM152 180H153V182H152ZM154 180H156V182ZM170 180H172V181H170ZM173 180H174V182H173ZM185 180L188 182L187 185L186 184L184 185ZM251 180H252V182H251ZM14 181L16 183L18 181V183L15 185ZM41 181H42V184H41ZM62 181L63 182L65 181L62 184L63 186H59V185H61ZM85 181L87 183H85ZM157 181H160V182L162 181V182H161V184H158L157 186L155 185L157 187V188H155L154 184H157L158 183ZM163 181H165V182H163ZM169 181H170V183H169ZM179 181H181L183 183V185H181V183H179ZM186 181H185V183H187ZM214 181H215V183H213ZM236 181H238V182H236ZM240 181H242V182L240 183ZM243 181H244V183H243ZM117 182L119 184L121 183L122 186L118 185ZM197 182H195V183H197ZM223 182L226 183V187H227L226 189H225V185H223L225 183H223ZM46 183H44V184H46ZM138 183L140 185V182H138ZM150 183H153V184H150ZM163 183L168 184V185L166 184L168 186L167 189H166V185ZM173 183H175V184H173ZM177 183H179V186H177L178 185ZM189 183L191 184V186H189L190 185ZM141 184H143V183H141ZM171 184H173L176 189H174V187L169 189V187H171ZM209 184H211V185H209ZM131 185L132 184H130V186ZM75 186L78 189L75 188ZM93 186H95V188ZM125 186H126V188L124 190ZM158 186H159V188H158ZM160 186H162V187L160 188ZM176 186L179 188V191L177 190L178 188ZM180 186H183L185 188L181 189L182 187L180 188ZM186 186H189V187H186ZM26 187H28L27 188L28 190L26 189ZM152 187H153V189H152ZM163 187H165V188H163ZM190 187H192L193 190H191ZM202 187H204V188H202ZM217 187H219V188L217 189ZM13 189H15V190H13ZM158 189H161L164 191L167 190L168 192L169 191L171 192V193H169V197L166 194V193H168L167 191L165 192V195H167V198H165L166 196L164 198L162 197L163 198L162 201L164 203L167 204V202H168L167 206L164 203L157 202V201H161V200H158L159 199L158 197L154 196V195H156L157 192H159V193L161 192L160 190L158 191ZM156 190H157V192H156ZM217 190H219L220 193ZM8 191H9V193H8ZM16 191L18 194L15 193ZM140 191H141V189H140ZM164 191H162V193ZM209 191H210L211 195H212V193L214 194V192L216 195L214 194V196L213 195L209 196L210 195ZM3 192H5V193L3 194ZM21 192H22V194H20ZM32 192H34V193H32ZM40 192H42V193L39 194ZM103 192H105V193H103ZM145 192H147V191L145 190ZM180 192L183 193L184 195L186 193L187 194L184 196V195L180 194ZM248 192H250L249 193L250 196L252 193L253 198L249 197L247 195ZM25 193H27V194H25ZM30 193L32 194L31 196H30ZM133 193H135V192H133ZM190 193H191V197L192 198L195 197L196 200H194V198L192 199L191 197H189ZM53 194H55V193H52V196L55 197V199H56L57 195L55 194L56 196H54ZM122 194H125V196H122ZM140 194H142V193L140 192ZM33 195H34V197H33ZM77 195H78V193H76V196ZM157 195L159 196L158 193H157ZM170 195H171V197H170ZM172 195H174V196H172ZM197 195L199 196V198H197L198 197ZM245 195H246V199H245V197L243 199V196H245ZM5 196L8 198H6ZM19 196H20V199H18ZM71 196L73 197L74 194L69 195V197L72 199ZM160 196H162V194H160ZM31 197H32V199H30ZM39 197L42 199H39ZM53 197L51 199L55 200ZM95 197L93 200H95ZM123 197H126V199H123ZM22 198H23V200H22ZM48 198L50 199V197H48ZM127 198H129V200L131 199L133 201L132 204L134 205L133 206L134 210H136V208H139V206H140V209L143 210V216L141 213L142 210H140V209L137 210L138 212H140L141 216L139 215V217L140 218L142 217V220L138 217V212H136V211L135 212L137 213V215H134L135 214L134 213L133 216L130 215L129 213H126V212H128L126 210L131 207L130 203H129L130 206L128 203H123V201L124 202L129 201ZM132 198H133V196H132ZM178 198H179V201H178ZM17 199L19 200V202ZM29 199L31 200V204L26 205V203H27L26 201H29ZM118 199H115V200H118ZM240 199H241V202H242V200H245V202L243 201L242 203H240L239 202ZM38 200H40V201L37 202ZM96 200H97V198H96ZM180 200H182V201H180ZM11 201H12V203H11ZM74 201L76 203L75 205H78L79 207L73 206ZM184 201H186L187 203ZM210 201H211V203H209ZM23 202H26V203H23ZM34 202H35V205H32V204H34ZM91 202L94 204H91ZM149 202L155 203L157 205V207L155 204H151ZM183 202H184V204L185 203L186 204L184 205ZM159 203H161L162 206H163V204L165 205V207H163L162 209H163V211L166 212V215H165V212H163L161 210V207H160L161 205ZM180 204H182L183 206ZM45 205L46 204H44V206ZM86 205H88V206H86ZM13 206H15L14 209H13ZM20 206H21V208H20ZM70 206H72V208ZM81 206H83L81 208L82 210L83 209L85 210L86 209L85 207L88 208L86 210V212L85 211L80 212V213L85 214V217L83 214H81V217H80V215H78L80 213L77 214V212H76L77 211L76 208L77 207L80 208ZM122 206H124V207L121 208ZM127 206H128V208H127ZM152 206H154V208L157 209V210H154V212L156 213V214H154L155 216H153L152 211H151ZM22 207L25 208V210H24L25 212L23 211ZM133 207H131L132 210H133ZM159 207H160V209H159ZM73 208H75V209H73ZM100 208H101V210L99 209V207H98V210L103 211L105 207L102 205ZM30 209H32L33 211L37 210V212L35 211L34 212L35 214H34L33 211L31 212ZM19 210L23 213H20ZM88 210H92L94 212V214H93V212H92V214L95 217L96 221H94V218H91L92 215L89 217V215L91 214L90 213L91 211L89 212ZM15 211L17 213H20V214H16ZM26 211H28V214L31 215L29 217L27 215L28 218L26 217V214H25V213H27ZM62 211L64 213H66L67 215L65 214L63 216L64 213H62ZM66 211H68V212H66ZM149 211L151 213H148ZM121 212L122 213L124 212L125 214L124 213L122 214ZM70 213H72V214H70ZM87 213L88 214L90 213V214L86 216ZM144 213L147 216H145ZM157 213L160 215H158ZM15 214H16V217L18 216L17 219H16V217L13 218V216H15ZM37 214H39V215H37ZM127 214L130 215V216L128 215L129 217L127 216L128 220L124 219L126 217L125 215H127ZM161 214H163V216H161ZM168 214H170V215H168ZM34 215L37 217L36 222L38 224H36V222H34L35 218H36ZM19 216H20V218H22L21 222L19 221V220H21V219H19ZM121 216L123 218H121ZM3 217L5 218V221L3 220L4 219ZM8 217H10V219L12 218V220H8L9 219ZM31 217H33L34 219H30ZM70 217L72 219V222L70 221L71 219H68ZM77 217H79V219ZM86 217H88V218L86 219ZM112 217L114 218V220ZM129 218H131V219H129ZM81 219H83V220H81ZM88 219H91L90 220L91 222L88 221ZM1 220H2V223L4 221L5 224L4 223L3 224L5 225V227H3L4 225L1 223ZM31 220L32 221L34 220V221L32 222ZM63 220H65V221H63ZM78 220H80V221H78ZM140 220L142 223L140 222ZM159 220L162 221V224ZM9 221H11L10 223H13V224L15 222V226L13 224H11V226L9 227V224H10ZM12 221H14V222H12ZM18 221H19V223L16 224ZM27 221H28V223H27ZM69 222L72 223V225ZM115 222H117L116 225H114ZM31 223H34L35 225L31 224ZM56 223H57V225H56ZM64 223H65V225H64ZM86 223L87 224L89 223V224L87 225ZM239 223L240 224L242 223V225L244 224V226L248 227L246 232L238 230V228H240ZM6 224H8V225H6ZM73 224H74V226H73ZM84 224L86 225V227L88 226V227L92 228L91 225H93V226L99 228L100 232L102 234L99 232V229H96V231H98V233H96L97 238L95 237V235H93V236L91 235L92 238L89 239V242L87 241V243H85L86 241L84 242V240H87L85 238V236L86 237L88 236V232L90 230H88V227L86 228ZM118 224H120V226H118ZM42 225H44V226H42ZM58 225L60 226L59 228L57 227ZM98 225H102V226L99 227ZM110 225L112 226L111 228H110ZM34 226H36V227H34ZM39 226H40V228H39ZM52 226L58 228L59 230H57L56 228H53ZM64 226H65V228H64ZM121 226H122V228H121ZM74 227H75L76 231L74 230ZM103 227H104V230H103ZM113 227L115 230L113 229ZM117 228L118 229L121 228V229L118 230ZM14 229L18 233V236L20 237L21 243H24L23 246L20 245L21 244L20 241L18 242V240L14 238L17 235H14V237L11 235L12 233H16ZM53 229L54 230L56 229L57 232H55ZM11 230H12V232L10 233ZM6 231L9 233L8 235H11L13 237V239L11 237H9L11 239L8 238V240H7L8 235H7ZM19 231H21V233L23 232L22 234H24V233H26V234H24V236L21 237ZM134 231L136 232V234H134L136 237L134 235H131V234L135 233ZM167 231L169 232V236H168ZM53 232H54V234H51ZM76 232L78 234H76ZM93 232H95V230L92 231V234H93ZM59 233H60V236H59ZM67 233H69V234H67ZM79 233L81 235H79ZM110 233L114 237H118L117 235H119V237L121 236L120 238L117 239L118 243L113 241L114 237L111 236ZM115 233H117V234H115ZM29 234H31V235H29ZM108 234H109V236H108ZM162 234H164V236ZM2 235L4 237H2ZM105 235H107L108 238ZM27 236L29 237L28 240L31 242L26 240V238H28ZM30 236H33V238ZM40 236L41 237L46 236V237L41 239ZM132 236H134L135 239H131ZM19 237H18V239H19ZM50 237H54L55 239L51 240ZM64 237H69V240L65 241L63 239V241H65V242H63L62 238H64ZM73 237L75 239H72ZM21 238H24V239L21 240ZM38 238L40 240H38ZM45 239H48V240H45ZM70 239H72L73 241ZM128 239L132 240L131 244H129L130 242L128 241ZM162 239H164V240H162ZM11 240L15 241V242H13L15 246L14 247L11 246L12 248L10 247V245L13 244ZM41 240H43V242L44 241L47 242V244L45 243L46 244L45 247H44V244L42 246L43 242ZM75 240H77L78 242L75 243L74 242ZM114 240L116 241V239H114ZM133 240L134 241L136 240V241L133 242ZM16 241L18 242V244ZM120 241H123V243L120 244L119 243ZM26 242L29 244V246L26 244ZM9 243H12V244H9ZM126 243H128V245ZM34 244H36V245L34 246ZM18 245H20V246L18 247ZM37 245H38V247H36ZM130 245H131V247H130L131 249L128 247ZM94 246L96 247L95 249H94ZM101 246L103 247V249H101ZM22 247H23V250H21ZM25 247L27 249L29 247L30 248L27 250ZM34 247L38 248V249H36L37 252L36 251L34 252V250H35ZM39 247H40V249H39ZM125 247L128 248V250ZM32 248L34 250L29 252V250H31ZM81 249L84 251H82ZM87 249H88V251H87ZM48 250H50V251H48ZM56 250L57 251L59 250L58 251L59 253ZM95 250H97V251H95ZM22 251H24V252H22ZM61 251H62V253H60ZM85 251L90 253V258L85 257V255L87 253L85 255L82 254L83 255L82 257L84 259L88 258L86 261L84 259H82V257H81V253H83ZM19 252H21L23 254H21ZM13 253L16 255H14ZM24 253L26 254V256L24 255ZM38 253L39 254L41 253V255H39ZM78 253L75 252V250H74L72 254L75 256ZM128 253H130V255ZM255 253H254V255H256ZM8 254H9V256H8ZM10 254H11V256H10ZM27 254H28V256H27ZM47 254H49L48 257H47ZM59 254H61V256L63 254V256L61 257L63 260L59 259L60 261H57L56 256H58ZM4 256L6 258H4ZM7 256H8V258H7ZM15 256H17V257H15ZM11 257H12V259H10ZM45 257H47V258H45ZM262 257H264V255ZM255 258H257V259L253 258V260H254V261L252 260L253 264H255V261L258 264V262H260L261 260H262L261 262L264 264V261H263L264 258L263 259L261 258V260L260 259L258 260V258H260L258 256ZM36 259L38 262L36 261ZM40 259H42L43 262H40V261H42ZM65 259L67 261H64ZM89 259H90V261H89ZM247 259H248V261H247ZM14 260H15V262H14ZM19 260L20 261L23 260L22 263H20ZM10 261H12V262H10ZM17 261H19V262H17ZM72 261H71V264H74V263H72ZM6 262H4L3 264H5ZM69 262H70V260H69ZM90 262H92V263H90Z\"/></svg>",
  "mask_w": 264,
  "mask_h": 264
},
{
  "label": "bare ground",
  "instance_id": "obj_2",
  "mask_svg": "<svg viewBox=\"0 0 264 264\" xmlns=\"http://www.w3.org/2000/svg\"><path fill=\"white\" fill-rule=\"evenodd\" d=\"M1 1H2V0H0V12L2 13L3 11H4V12L6 11L5 9L8 10V8H6L8 5L4 6V5H5L4 3H6V2L8 3V1H11V0H7V1L5 0L6 2L2 1V2H4V3H2ZM12 1H13V2H12ZM12 1H11L12 3L10 2L11 5L13 4L12 8H14V5H15V4H16L15 6H17L16 8H18V6L21 5L20 2H19V0H12ZM45 1H46V0H45ZM89 1L91 2L90 4H92V2H93V5H92L93 8H92L91 10H90V9H86L85 11L83 10V11L85 12V16H83L84 19H83L82 21H84L83 25L85 26V28H87V26H86L85 24H88V26H89V23H91V22H93V21H95V23H97V20H98L99 18H101V17H102V18H103V17L106 18V17H107L106 14L109 13V12H107V11H110V8H108L107 4H105V2H104L105 0H89ZM89 1H88V2H89ZM16 2H18V5H17ZM46 2H47V1H46ZM49 2H50V0H49L47 3H49ZM106 2H107V1H106ZM247 2H248V1H247ZM251 2H254V0H251ZM256 2H257V1H256ZM256 2H255V3H256ZM261 2H262V1H261ZM263 2H264V1H263ZM263 2H262V3H263ZM41 3H42V5H43V0H42ZM41 3H40V5H41ZM50 3H51V2H50ZM255 3H254V4H255ZM8 4H9V3H8ZM90 4H89V5H90ZM11 5H10V6H11ZM44 5H45V4H44ZM105 5H106L107 7H106ZM249 5H250V4H249ZM251 5H253V4L251 3ZM259 5H260V4H259ZM10 6H8V7H10ZM46 6H47V5H46ZM49 6H50V5H49ZM261 6H263V5L261 4ZM87 7H90V6L87 5ZM258 7H259V6H258ZM106 8H108L109 10H107ZM249 10H250V12H251V9H249ZM260 10H261V9H260ZM260 10H258V12H259ZM256 11H257V10H256ZM261 11H262V10H261ZM263 11H264V10H263ZM84 12H82V13H84ZM253 12H255V10H254ZM260 13H261V17H259V20H260V18H262V20L264 21V12H263V14H262V12H259L258 14H260ZM2 14H3V13H2ZM2 14H0V37H2V36H1V35H2V32L4 33V32H6V30H7L6 27H5V23H6V22L9 21V24H12V23H15V22H18V23H19V22L21 21V19H22L21 16H14V14H13L12 17H10V18L8 17L9 19H7V18H5L6 16L4 17ZM4 14H5V13H4ZM18 14H19V13H18ZM45 14H46V13H45ZM45 14H41V15H40V20H41L43 23H44V21H45V23L47 22V23H49V24H54V23H56V21L53 23V21H54L53 18H52V19H53V20H52V19H50V18L48 17V16H51V15H47V14H46V15H47V16H46ZM251 14H253V13H251ZM254 14H255V13H254ZM258 14H257V15H258ZM82 15H83V14H82ZM47 17H48V18H47ZM104 18H103V19H104ZM247 18L249 19V17H247ZM253 18H254V17H253ZM238 19H239V18H237V19H236V18L232 19V20H234V21H233L234 24H236V22H237V23L239 22V25H241V23L243 22V24H245V26H246V21H242V22H241V21L238 20ZM240 19H242V18H240ZM248 19H247V21H248ZM101 20H102V19H100L99 21H101ZM232 20H231V21H232ZM237 20H238V21H237ZM242 20H245V18L242 19ZM249 20H250V19H249ZM252 20H253V19H252ZM256 20H257V18H256ZM262 20H260L259 22H260V23H261V22L263 23ZM22 21H23V20H22ZM235 21H236V22H235ZM250 21H251V20H250ZM233 22H232V23H233ZM244 22H245V23H244ZM93 23H94V22H93ZM251 23H252V22H251ZM251 23H250V24H247L246 28H248V25H251ZM257 23H258V22H257ZM260 23H259V25H260ZM91 24H92V23H91ZM230 24H231V23H230ZM234 24H233V25H234ZM263 24H264V23H263ZM233 25L230 26V28H231V29L234 28V29L231 30L229 27H228L229 29H226V31H227V30H228V31L231 30V31H233L234 33L231 32V31H230V32H227V33H230V35L228 34V37L230 36V38L226 37V39H229L228 42L231 44V45H230L231 47L228 45L229 43L227 44V46H229L230 48H228V47L226 46V49L228 50L229 53H228L227 51H225V49H224V51L221 50V52L224 53V54L220 53V55H221V56L224 55L223 57H221V56L219 55L218 52L212 50V49H215V48H213L212 45H211V46L208 45V44H209V41L206 42L208 39L211 40V37L208 38L205 42H204V40H203V43H204V44L207 43V44H205L206 47L204 46V49L207 48V47H208V48L211 47L210 50H206L207 53H206V51L202 48V49L205 51L204 53L209 54V53L211 52V50H212V51H213V55H214V54L216 55V53H218V54L215 56L216 58H217V57H218V58L221 57V59L213 58V59H214V60H213V61H214L213 63L219 62L218 64H220L221 60H222V63H221L222 66H223V64L227 65V63H229V62L231 63V65H230V63H229V65H228V66H229V67H228L229 69L226 68V70H228V71H223V72L226 73V74H224V73L221 71V72H222L225 76H227V77L222 76V73L219 72V73H221V74H220L221 77H223V79H222L221 77H219V79L221 78V81H222L220 84H223V82H224L225 84L221 85L220 88L217 87L218 89H215L216 87L214 88V86H217V85H218V82H217V81H220V80L216 79V82H217V83H215L214 80H215L216 77H218L217 75H219V74H216V77L214 78V77H213L214 75H213V73H212V75H210V76H212V77L209 76L211 79L213 78L212 80H211L208 76H206L207 78H206L205 76L202 77L203 74H202L201 76L195 77V78H197V80L200 79L199 77H202V78L206 81V82H205L204 80H203V82L200 81V82H202V83L204 84V85H202V84L200 83V85L203 86V87H202V88H203L202 91H205V89H204V88H205V87H204V86H205V83L208 84V83H209L208 81L211 82L209 85L211 86V84H212V86H211V87H210V86H207V89H208V87H209L212 91H210V92L208 93V91L210 90V89H209L208 91L206 90V91H207V95L205 94L206 91L204 92L205 95H202V94H201L202 92H201L200 94H201L202 96H206L208 99L210 98L209 100L212 101V102H210L208 99H204L202 96H200V94H199V97H197L196 95H198V94H196L195 91H194V95H195V97L199 98V99H198L199 102H200V100L202 99V100H201V101H202L201 103H204V104H202V106H201V105H200L201 103L198 104V102H197V104H196V101H195V105H198V107H197V106H194V103H193L191 106H193L195 109H196V107H197V109H198V108L200 109V107H203V106H205V105H207V107L209 106L208 110H207V107L205 106L207 112H205V111L203 110L205 107L202 108V110L200 109V111H203L204 113H208V114H210V113H209V110H210V112H211V116H212V114H213V116H212V118H211L212 121H209V120H210L209 117H211L210 115L205 114V115H207V116H205V115H203L204 113H201L202 115H201V114H196V112H197V113L199 112V111H197V110H196L195 114L197 115L198 118L196 119V117H195L196 115H195L194 117H193V115H191V116L196 120V121H195L196 124L199 123V122L197 121L199 118H200V120H201V123H203V125L206 124V123H205L206 121H207V123H208V122L212 123L211 125H213V122H216V124L219 125V127L216 128L217 131L214 130L213 127L210 128V125H209L210 123H208V126H209V127L207 126V128H209V129H210L209 131H211V132L214 130L213 132H215V133L218 132L220 129H224V130H222V132H223V131L225 132V136H224V134L222 135L221 132H220V133H218V134H220V135H218V136H221V135H222V136H221V137L216 136L217 138H222L223 136H224V138H225V137L227 136L228 138H227V137H226V138L229 139V134H230V133L233 134L234 131H238V132H240V130H237V129H239V126H240V124L242 123V126H241V127H244V128L241 129L242 132H240V134H237V133H236V134H237V137H238V135L241 136V135L245 134V132H244L243 130H246V131L248 130V132H246V135H244V136L246 137V139H249L251 136H254V134L251 135L252 132H255V135H256V127H254V126H255L256 124H258V122H259V123L261 122V126H262V128L264 127V120H263V119H264V113L261 114V116H259V117H257V118H254L255 116L252 117V119H250V121L245 122V123H243L244 121H243V122L240 121V120L244 119V117H242V119H239V118H238L239 121H240V123L238 124L239 121L236 122L237 125H236V123H235V125H234V129H235V130L233 129V126H232L231 124H232V123L234 122V120H235V119H233V118L235 117V114H237V113L240 114V110H242V109L244 110V106H246V105H248V104H251L252 102H253V105H254V103L257 104V103L261 102V101L259 100V98L256 99V100H255V98H254V97H256V96H255L256 94L259 96V92H264V87H257V83H256V80L258 79V78H257V77H258L257 75H258V72H260V70L258 69V70H256V71H255V70L253 71V70L251 69V66L253 65V69H254V68L257 69L259 66L262 67V66L264 65V62H263V60H262V59H264V58L262 57V55L264 56V29H263V28H264V27H263L264 25L262 26V24H261V26H259V25L257 24L259 27H262L263 30L260 29V28H258L257 25L255 26V27H257L258 29H260V31H259L258 29H256V30H258V32L255 33V35H254V32H253V31L250 32V31H251V29H250L249 33H250V34L253 33L251 36L254 35L253 37H255V38L250 37L249 35H248V36H249L250 38H249L247 35L244 36V35L246 34L245 32L249 30V29L247 30L246 28L243 29L242 26H244V25L239 26V25L236 24V25H235L236 28L233 27ZM10 26H11V25H10ZM245 26H244V27H245ZM253 26H254V25H253ZM44 27H46V26H44ZM77 27H78V26H77ZM249 27L252 28L251 26H249ZM73 28H75V27H73ZM85 28H84V30H85ZM76 29H77V28H76ZM253 29H254V28H253ZM51 30H52V29H50V30L45 29L44 31H43V30H42V31L40 30L41 32L39 31V32L41 33V36H40L41 39H43V41L46 42V43H45V44H41V43H39L38 46H37V49H38V50H41V51L44 53L45 57H46V53H47V51H48L47 46L51 44L52 40L55 39V40L58 41L59 43L62 42V43L65 44L64 41H67L68 38L70 39V37H71V36H70L71 33H72L73 31H75V29H74L71 33H69V32L71 31V30H70L69 32L67 31V33H66V32H62V33L59 32L58 34H57V32H55V33L57 34L56 37H58V38H55V35L53 34V32H52ZM84 30H83V31H84ZM224 30H225V28H224ZM224 30H223V31H224ZM245 30H246V31H245ZM36 31H37V30H35V32H36ZM78 31H79V30H78ZM220 31H221V30H220ZM254 31H255V29H254ZM39 32H38V34H40ZM224 32H225V31H224ZM255 32H256V31H255ZM261 32H263V33L261 34ZM68 33H69V36H68ZM73 33H74V35H73V34H72V35L75 36V33H76V32H73ZM78 33H79V32H78ZM217 33H219V31H218ZM243 33H245V34H243ZM52 34H53L54 36H53ZM76 34H77V33H76ZM221 34H222V33H221ZM231 34H233V35H231ZM259 34H261V36H260ZM218 35H219V34H218ZM218 35L215 34V35H214L215 37L213 36L214 39L212 38V40H214V41L216 40L215 42H217L216 36H218ZM256 35L259 36V37H258L259 40H258V38H256ZM77 36H78V35H77ZM262 36H263V37H262ZM220 37H221V36H220ZM247 37H248L249 39H248ZM53 38H54V39H53ZM71 38H72V37H71ZM222 38H223V36H222ZM222 38H221V39H222ZM246 38H247V39H246ZM212 40H211V42H212ZM222 40H224V39H222ZM222 40H221V41H222ZM248 40H249V41H248ZM252 40H253V41H252ZM214 41H213V42H214ZM221 41H220L219 43L224 42V41H222V42H221ZM226 41H227V40H226ZM251 41H252V43H251ZM259 41H260V43H259ZM58 42H56V44H58ZM211 42H210V44H211ZM261 42H262V44H261ZM49 43H50V44H49ZM67 43H69V42H67ZM67 43H66V44H67ZM250 43L252 44L251 46H250ZM255 43H257V44H255ZM258 43H259V46H258ZM56 44L53 45L54 48L56 47ZM64 44H63V45H64ZM204 44H203V45H204ZM212 44H213V43H212ZM225 44H226V43H225ZM254 44H255L256 46H258V47H253V46H255ZM260 44H261V45H260ZM70 45H71V42H70ZM203 45H202V47H203ZM217 45H219L218 42H217ZM222 45H224V44H222ZM222 45H221V46H222ZM53 46H52V44L50 45L51 48H52ZM59 46H61V45L58 44L57 47H59ZM66 46H68V45H66ZM213 46L216 47V46H215V43L213 44ZM262 46H263V47H262ZM0 47H1V46H0ZM217 47L220 48V46H217ZM249 47H250V48H249ZM251 47H252V49H251ZM219 48H218V49H219ZM221 48H222V47H221ZM223 48H224V47H223ZM253 48H255L256 51H257V52H256L255 49H254L255 53H261V54H262V55H261V54L257 55L258 57L260 56V57L258 58V60H256V59H257V58L255 57L256 54L253 53V52H251V51L253 50ZM259 48H262V49H261V50H258ZM229 49H230V50H229ZM250 49H251V51H249ZM52 50H53V48H52ZM2 51H3V50L0 51V61H3V60H4V61H3L4 63H2L0 66L3 67V68H6V70L9 71V74L11 73L10 75H12L11 78L8 80V84H7V85L10 87V86H12V84H13V82H14L15 80L21 78V74H19V70H21V69H18V68H21V66H20V67L17 66L18 63H17L13 58H12L13 60L11 59V55H8V54H9V51L7 52V54H6V52H5L6 55H4ZM208 51H209V52H208ZM217 51H218V50H217ZM259 51H261V52H259ZM42 52H40V53H42ZM215 52H216V53H215ZM250 52H251V53H250ZM24 53H25V51H24L23 54H22V58L26 56ZM43 53L40 54V55H43ZM49 53H51V51H50ZM252 53H253V54H252ZM10 54H11V51H10ZM210 54H211V53H210ZM210 54H209V55H210ZM44 55H43V56H44ZM252 55H253L254 58H256L255 60H256L257 62H258L259 60H261L260 62H261L262 64L257 65V62H255V61H253V64H251V62H250L249 60H251V61L254 60V59H250V58L252 57ZM254 55H255V56H254ZM4 56H5V59H4V58L2 59L1 57H4ZM210 57H212V55H210ZM229 57H230V58H229ZM261 57H262V59H260ZM40 58H42V57H40ZM222 58H223L224 60H223ZM248 58H249V60H248ZM23 59H24V58H23ZM27 59H28V58H27ZM27 59H24V62H23V63H24L25 65H27V64L29 65V63L26 62ZM245 59L248 60L249 65H250V66H249V67H250L249 69H251V70L247 69L246 67H248V66L246 65V67H245L246 69H244V70L242 71L241 75H240V76L242 77V79H244V81L241 80V81L243 82V83L241 84V83L239 82V80H238V79H240V76H239L240 73H239V72H241V71H239V70H240L241 68H243L242 65L246 64V63H244L245 61H247V60H245ZM219 60H220V61H219ZM11 61H12V62H11ZM215 61H216V62H215ZM225 61H227V62L225 63ZM231 61H232V62H231ZM14 62L17 63L16 66L12 65V63L14 64ZM254 62H255V63H254ZM10 64H11V66L9 67ZM30 64H31V63H30ZM221 64H220V65H221ZM247 64H248V63H247ZM255 64H256L257 66L254 67ZM28 65H27V66H28ZM215 65H217V64H215ZM225 65H224V66H225ZM224 66H223V67H224ZM14 67H17V69L15 68L16 70H14ZM189 67H190V66H189ZM191 67H193V66H191ZM191 67H190V68H191ZM214 67H215V66H214ZM214 67H213V66L210 67L211 72H212V71L214 72ZM225 67H226V66H225ZM238 67H239V68H238ZM256 67H257V68H256ZM185 68H186V67H185ZM219 69H222V68H219ZM261 69H262V68H261ZM262 70L264 71V69H262ZM21 71H22V70H21ZM21 71H20V73H22ZM216 71H220V70L217 69ZM216 73H218V72H216ZM22 74H23V73H22ZM214 74H215V73H214ZM256 74H257V75H256ZM261 74H262V72H261ZM25 75H26V74H25ZM205 75H207V73H205ZM208 75H209V73H208ZM259 75H260V74H259ZM262 75H263V74H262ZM26 76H27V75H26ZM195 76H196V75H195ZM263 76H264V75H263ZM18 77H19V78H18ZM22 78H23V77H22ZM26 78H27V77H26ZM195 78L193 77V78H191V79H188V80H190V82L193 80V81H192V82H194L193 84H195V82H196L195 85H192V82H191V85L193 86V87L191 86L192 88H190V83H189L188 80H185V81L182 80L181 83H182V85H184V86L178 84V85H179V88H178V87L176 88V85H175V86L173 85V86H174L173 89H175V92H177V94L180 93V94H178V95H184V93H182L181 91H182L183 88H184L185 86H187L188 83H189V87H187L188 90L185 91V92H186L185 94H188L189 90H191V89L194 90V89H195L194 87H195L196 85H199V84H197L198 81H197ZM198 78H199V79H198ZM208 78H209V79H208ZM259 78H261V77H259ZM262 78L264 79V77H262ZM262 78H261V79H262ZM27 79H28V78H27ZM194 79H195V80H194ZM261 79H260V80L258 79V80L261 81ZM20 80H21V79H20ZM23 80H25V79H23ZM200 80H201V79H200ZM207 80H208V81H207ZM36 81H37V80H36ZM39 81H40V79H39ZM186 81H188V82H186ZM259 81H258V86H260L259 83H260L261 85H262V84L264 85V83H262L264 80H262L261 82H259ZM15 82H16V81H15ZM156 82L158 83V81H156ZM163 82H164V81H163ZM183 82H186V83H183ZM36 83H37V82H36ZM41 83H42V82H41ZM157 83H155V84H157ZM160 83H161V82H160ZM255 83H256V84H255ZM15 84H16V83H15ZM15 84H14V85H15ZM17 84H18V83H17ZM38 84H39V83H38ZM42 84H43V83H42ZM161 84H162V83H161ZM161 84H160V86H158L159 83L156 85L157 87H159V88H158V91H159V89H160V91H161V89H163V88L165 87V88L163 89V90H165V91H163V92L161 91L160 94L163 95V93H167V95L169 94V96H170V95H173V94H171V92H172V91H171V90H172L171 88H172L173 86L171 87V85H170V84H167L166 82H165V84H167V85H169V86H166V85H164V84L161 85ZM186 84H187V85H186ZM207 84H206V85H207ZM215 84H217V85H215ZM39 85H40V84H39ZM200 85H199L198 87L196 86V88L201 87ZM255 85H256V86H255ZM42 86H43V85H42ZM156 86H155V88H157ZM161 86H163V87H161ZM222 86H223V87H222ZM14 87H15V86H14ZM167 87H170V88L167 89ZM180 87L182 88V90L180 89ZM256 87H257V88H256ZM0 88H1V80H0ZM187 88H185V89H187ZM189 88H190V89H189ZM202 88H199V90L202 89ZM221 88L223 89L222 92H221V90H222ZM169 89H171V90H169ZM176 89H177V91H176ZM179 89H180V90H179ZM214 89H215V91H216V95H217V96L220 95V97H221V98L223 99V101H225V102H227V99H228V98L226 97V95H227V94H229V95H230V94H233L234 98H230V99H229V101H231V103H232V101H233V103H232V104L230 103V105H229V104H227V103H229V101H228L227 103L224 102V103H225V104H224V103L222 102L221 98H217V97H216L217 99H220V100H221V103L224 104V105H223V104H220V103L218 102L219 100H217L215 97H214V98H215L216 100H215L214 98L212 99V97L215 96V94H214L215 92H213ZM219 89H221L219 92H221L222 94H221V93L218 94L219 92H217V90H219ZM0 90H1V89H0ZM193 90H192V91H193ZM197 90H198V89H196V91H197ZM199 90H198V92H200ZM167 91H170V93L167 92ZM178 91H180V92H178ZM187 91H188V92H187ZM192 91H191V92H192ZM258 91H259V92H258ZM175 92H174V95H176V96L173 95V96H171V97H172V98H173V97H175V98H179V97H177V94H175ZM183 92H184V91H183ZM212 92H213V93H212ZM230 92H232V93H230ZM172 93H173V92H172ZM210 93H211V94H210ZM4 94H5V93H4ZM142 94H143V93H142ZM189 94H190V93H189ZM192 94H193V93H191V98H190V95H188V96H189V99H192V98H193V97H192ZM224 94H225V95H224ZM260 94H261V93H260ZM262 94H263V93H262ZM262 94H261V96H262ZM5 95H6V94H5ZM167 95L165 94V97H164V96H163V97H162V96H161V97H158V98H161L160 101L162 102V105H157V106H156V104L159 102V100H158V102L155 103L154 101H156V100H152L153 97H149V99H150V100H149V99H147L149 95H146V96H147V98H146V96H145L146 100L150 101L151 103L148 102V101H147V102L150 103V104H153V105L156 106L158 109L155 108V107H153L152 105L150 106L148 103H146V104L149 105L148 108L152 107V108H150V110H152L153 108H155V109H153L154 113L149 112L150 110L147 109V111L145 110V111L147 112V115H146V116H145V114H143V116H142V113H143V111H142V113L139 112V113H141V114H136V115H137L136 118H135V117H132V116H133L132 114H131V117H132V118H135V120H136V121H139V123H140V119H141L140 117H141V116H142L143 118L145 117L144 119H141V120H142V121L144 120L143 123H145L146 125L148 124L147 126H148L149 129H148V128H145V129H147L148 131H150V129H153V127L157 124L156 121H155L156 117L158 116L156 110H158V112H159L160 109H162V107H163V109L166 107L165 103H163V101H162V98H163V99H166V98H167V97H166ZM208 95H209V96H208ZM221 95H222V96H221ZM141 96H142L143 99H144V96H143V95H141ZM158 96H159V93H158ZM188 96L185 95V97L187 98L186 100H188ZM227 96H228V95H227ZM5 97H6V96H4L3 94L0 96V108H1V104L4 103L3 101L6 100ZM181 97H182V96H181ZM185 97H183V99H185ZM195 97H194L193 99H195ZM200 97H201V98H200ZM206 97H205V98H206ZM223 97H224L225 99H224ZM259 97H260V96H259ZM169 98H170V97H169ZM175 98H174V99H175ZM197 98H196V99H197ZM4 99H5V100H4ZM141 99H142V98H141ZM174 99L171 100V101H173V102L170 103V105H172V104L176 105L175 108H177V109L179 110V112L181 113V112L183 111V108H182L183 104H182V103H184V102H181V98H179L180 100H178V99H177V100H174ZM183 99H182V101H184ZM193 99H192V100H193ZM196 99H195V100H196ZM203 99H204L205 102L203 101ZM263 99H264V98H262V100H263ZM151 100H152V101H151ZM166 101H167V100H166ZM206 101H207L208 103L210 102L211 104L208 105ZM216 101H217V102H216ZM145 102H146V101H145ZM167 102H170V100L167 101ZM180 102H181V103H180ZM188 102H191V100H189ZM188 102H187V103H188ZM213 102H214V104H215V103H218V104H220V105H219V106H217V104L214 105V104H212ZM263 102H264V101H263ZM187 103H186V104H187ZM205 103H206V104H205ZM163 104H164L165 107L163 106ZM148 105H146V107H147ZM210 105H211V106H210ZM213 105H214V109H213ZM237 105L239 106V108H238ZM251 105H252V104H251ZM158 106H160V107H158ZM161 106H162V107H161ZM167 106H168V105H167ZM184 106H185V103H184ZM184 106H183V107H184ZM188 106H189V105H187V106H185V107L188 108ZM240 106H241V107H240ZM242 106H243V108H242ZM248 106H249V105H248ZM261 106H262V105H261ZM109 107H110V106H109ZM173 107H174V106H173ZM193 107H192V108H193ZM218 107H219V108H218ZM220 107H221V108L224 107V108H227V109H224V108H223V109H221V111H220V110H219ZM235 107H236V110L240 109L239 112H237V113L234 112L233 109H235ZM250 107H251V106H250ZM254 107H255V105H254ZM254 107H251V109H249L248 107H246V109L248 108L249 110H252V108H254ZM8 108H12V106L9 105ZM167 108H169V111L166 110V108H165L163 111H168V113H167V112H166V113H167V114H170V107H167ZM175 108H174V109H175ZM189 108H191V107H189ZM189 108H188V109H185V112H184V111L182 112V117H183V116L186 117L185 114L188 113L187 110H189ZM210 108H211L212 110H211ZM215 108H216V109H215ZM258 108H259V109H258ZM258 108H257V110L260 111V107H258ZM261 108L264 109V105H263ZM107 109H108V108L106 107L105 110L107 111ZM177 109H175V111H178ZM195 109H194V111H195ZM255 109H256V108H255ZM12 110H13V109H11V111H12ZM190 110H191V109H190ZM216 110H217V112H219V115H220V116L218 115V113L215 115ZM218 110H219V111H218ZM225 110H227V111L229 110V111H228V114H229V112H230L231 114H232L233 112H234V113H233V115H231V114H229V115H228V114H225V116H224V115H222L221 113H225ZM236 110H235V111H236ZM257 110H255V111H256V114L259 112V111L257 112ZM261 110H262V109H261ZM11 111H10V113L15 114V113H13V112H11ZM145 111H144V113H145ZM175 111H173V113H174ZM194 111L192 110L191 112L193 113ZM222 111H223V112H222ZM227 111H226V112H227ZM232 111H233V112H232ZM255 111H254V112H255ZM15 112H16V111H15ZM101 112H104V110H103V111L101 110ZM148 112L151 113V114H149ZM155 112H156V113H155ZM160 112H162V110H161ZM214 112H215V113H214ZM220 112H221V113H220ZM241 112H242V111H241ZM247 112H248V111H247ZM254 112H253V113H254ZM263 112H264V111H263ZM16 113H17V112H16ZM166 113L164 112V114H166ZM173 113H172V114H173ZM177 113H178V112H175L174 114H175L176 116H178L179 113H178V114H177ZM192 113H191V114H192ZM199 113H200V112H199ZM243 113H244V111H243ZM245 113H246V112H245ZM249 113H250V115H251V112H249ZM101 114H102V113H101ZM105 114L109 115L108 113L105 112V113H104V117H105ZM134 114H135V113H134ZM159 114H160V113H159ZM254 114H255V113H254ZM258 114H259V113H258ZM258 114H257V115H258ZM16 115H17V114H16ZM16 115H15V116H16ZM111 115H112V114H111ZM139 115H140V116H139ZM160 115H161V114H160ZM179 115H181V114H179ZM189 115H190V113H189ZM226 115H227V116H226ZM240 115H241V114H240ZM245 115H246V114H244V116H245ZM247 115H248V113H247ZM250 115H249V116H250ZM252 115H253V114H252ZM15 116L13 115V117H15ZM100 116H101V118H102V117H103V114H102V115H99V117H100ZM162 116H163V115H162ZM187 116H188V114H187ZM201 116H202V118H201ZM203 116H204V117H203ZM229 116H230V119L228 118ZM242 116H243V115H242ZM13 117H12V120H13V119H16V120H14V121H17L18 117H17V118H13ZM104 117H103V118H104ZM165 117H166V116H165ZM165 117H164V118H165ZM173 117H175V116L173 115ZM184 117H183V118H184ZM192 117H191V118H189V117L187 118V117H186V118H187V120H189V119H192ZM205 117H206V118L208 117L209 119L204 121L203 119H205ZM226 117H227V119H226ZM239 117L241 118V116H239ZM262 117H263V119H262ZM95 118H97V117H95ZM139 118H140V119H139ZM180 118H181V116H180ZM180 118H179V116L177 117V122L181 121ZM183 118H182V120H183ZM235 118H236V117H235ZM92 119H94V118H92ZM157 119H158V118H157ZM157 119H156V120H157ZM160 119H163V118H160ZM167 119H168V120H165V119H164V120H162V121H167V122L169 121V123H167V124H171V122H174V121H172V120H171V122H170V119H172V116H169V118H167ZM228 119H229V122H228ZM231 119L233 120V122H232ZM89 120H90V119H89ZM94 120H95V119H94ZM130 120H133V119H130ZM173 120H174V119H173ZM192 120H193V119H192ZM192 120H191V121H192ZM200 120H199V121H200ZM202 120H203L204 122H203ZM247 120H248V119H247ZM5 121H6V120H5ZM5 121H4V123L6 124L7 121H6V122H5ZM84 121H85V120H84ZM101 121H102V120H101ZM101 121H99V122H101ZM104 121H105V120H104ZM107 121H108V120H107ZM107 121H106V122H107ZM159 121H160V120H159ZM159 121H158V122H159ZM191 121H190V123H191ZM236 121H237V120H236ZM11 122L14 124V126H16V124H15L13 121H11ZM11 122H10V123L7 122V124H8V123H9V124H12ZM17 122H18V121H17ZM90 122L92 123L93 121L91 120V121H89V123H88V122L85 123V122L82 121L83 124H87V123H88V124H91ZM97 122H98V121H97ZM154 122H155L156 124H155ZM175 122H176V121H175ZM175 122H174V123H175ZM82 123H81V124H82ZM101 123H102V122H101ZM101 123H99V125H100ZM133 123H134V120L131 122V124H133ZM139 123L137 122L138 125L135 123V124H136V128H137V130H138V128H139ZM164 123H165V122H164ZM164 123H161V126H162V124H163V127H164V125H166V123H165V124H164ZM174 123H173V125H174ZM188 123H189V122H188ZM188 123L186 124V122H184V123H182V125H181V123H179V124L181 125V127H184V128L186 127L185 130L187 129V130H186L187 132H184V130H183V132L186 133L185 136H186V135L188 136V140L191 139V138H193V132H196V131L198 132V129H199L200 134H201V132H203V135L201 136V135L199 134V132H198V133H195V134H197V135L199 134V136H201L202 138L204 137V134H206V135L208 134V133H207V132H208V131H207L208 129H207V130L205 129V128H206V125H205V127H202V128H201V129L204 128L203 131H200L201 129H200L199 126H203V125H202L201 123H199V124H201V125H198V127H199V128H198L197 125L194 126V123H192L193 126H194V128L197 127V128H196L197 130L195 129V130L193 131V129H192V127H191L192 125H191L190 123H189V124H188ZM1 124H2V122L0 121V131L2 132V133H0V138H1L0 141L3 142L2 144H5L4 141H2V139L6 136V132L3 130L4 127L1 126ZM13 124H12V125H13ZM17 124H18V123H17ZM92 124H93V123H92ZM128 124H130V123H128ZM131 124H130V125H131ZM135 124H134L133 127H135ZM153 124H154V125H153ZM175 124H176V123H175ZM184 124H185V126H184ZM220 124H221L222 126H221ZM96 125H97V123H96ZM96 125H94V126H96ZM99 125H98V126H99ZM101 125H102V124H101ZM107 125H108V123H107ZM141 125H142V124H141ZM141 125H140V130H142V129H141V127H142ZM176 125H178V124H176ZM187 125H189L190 128H189ZM238 125H239V126H238ZM259 125H260V124H258V126H259ZM94 126H93V128H95ZM131 126H132V125H131ZM137 126H138V127H137ZM157 126H159V125H157ZM166 126H167V125H166ZM168 126H169V125H168ZM252 126H253V127H252ZM256 126H257V125H256ZM258 126H257V127H258ZM261 126H259V127H261ZM77 127H78V126H77ZM90 127H91V126L88 125V129H91V128H92V127H91V128H90ZM102 127H103V128H108L107 126H105V127L102 126ZM128 127H129V126H128ZM144 127H146V126L143 125V128H144ZM163 127H162V128H163ZM176 127L179 128V126H176ZM181 127H180L179 129H181ZM220 127H223V128H220ZM225 127H226V128H225ZM235 127H237V129H236ZM245 127H246L247 129H246ZM251 127H252V129H251ZM259 127H258V129H259ZM16 128H17V127H16ZM96 128H97V127H96ZM100 128H101V127H100ZM157 128H158L157 130H160L161 127H157ZM164 128H166V127H164ZM164 128H163V129H164ZM167 128H168V127H167ZM167 128H166V130L169 131V133H167V134H168L167 136H169L170 133H172V135L175 134V136H177V138L174 136L175 139H174V138H171V139H172L171 143L176 142L177 144H181V145H182L183 143H182L180 140H179L180 143H179V141H178V135H179V134H178V131H177V132H176V131L174 132V131H173L174 129H170V130H172V131H170V130L167 129ZM219 128H220V129H219ZM248 128H249L250 130H249ZM18 129H19V128H18ZM120 129H122V131H121V134H122V135L127 134V133H132V132H130L131 129L129 130L127 127H126V130H125V127H124V129H123V127H121V128L119 127L118 130H120ZM127 129H128V130H127ZM133 129H134V128H133ZM133 129H132V130H133ZM189 129H190L191 132H192V134H191V132H190L191 138H190V136L188 135V134H189V133H188V132H189V131H188ZM218 129H219V130H218ZM232 129H233L234 131H233ZM92 130H93V129H92ZM99 130H100V129H99ZM99 130H98V131H99ZM103 130H106V131H107V129H102V130H100V133H101V132L106 133V131H103ZM108 130H109V129H108ZM110 130H111V128H110ZM113 130H114V129H113ZM143 130H144V129H143ZM143 130H142V132H143V133H146V132L143 131ZM147 130H146V131H147ZM154 130H155V129H154ZM253 130H254V131H253ZM15 131H16V130H14V132H15ZM85 131H87V130H85ZM85 131H84V132H85ZM124 131H128V132L125 133ZM148 131H147L146 138H145L147 141H146L145 143H146V144H149V143H150V145H151V148H150L151 151L154 149V152H155V148H154V147H157L158 144H160V143L162 144V142H161V140H160V141H159L160 143H159V142H158V138L156 139L157 142H156V140L153 141V138H154V137L152 138V136H153V135H157V134H156V133H157L156 130H155V132L151 130V131H152V135H150V137H147V135H148V133H149ZM181 131H182V130H181ZM204 131H205V133H204ZM206 131H207V132H206ZM249 131L251 132V134L249 133ZM87 132H88V131H87ZM87 132H86V133H87ZM107 132H108V131H107ZM111 132H112V131H111ZM113 132H115V131H113ZM116 132H117V131H116ZM116 132H115V133H116ZM137 132H138V131H137ZM142 132H140V133H142ZM160 132H161V135H163V134H162V130H161ZM165 132H167V131H165ZM173 132H174V133H173ZM179 132H180V130H179ZM183 132H180V133H181V134H180V137H181V138L184 137V135L182 136ZM211 132H209V135H210ZM224 132H223V133H224ZM261 132L263 133L264 131H261ZM261 132H260V134H261ZM16 133H17V131H16ZM16 133H15V134H16ZM75 133H76V131H75ZM80 133H81V132H80ZM86 133H85V134H86ZM88 133H90V132H88ZM98 133H99V132H98ZM103 133H102V135H103ZM119 133H120V131H119ZM143 133H142V134H143ZM158 133H159V131H158ZM176 133H177L178 135H176ZM242 133H243V134H242ZM248 133H249V134H248ZM83 134H84V133H82L81 135L83 136ZM85 134H84V135H85ZM90 134H91V133H90ZM107 134H108V133H107ZM109 134H111V133L109 132ZM112 134H113V133H112ZM117 134H118V133H116V135H117ZM132 134H133V133H132ZM134 134H136V129L134 130ZM150 134H151V132H150ZM164 134H165V133H164ZM195 134H194V135H195ZM212 134H213V136H214V135H217V134H214V133H212ZM212 134H211V136H212ZM234 134H235V133H234ZM247 134H248V135H247ZM260 134H259V135H260ZM17 135H18L17 139H19V134L17 133L16 136H17ZM81 135H79V136L81 137ZM87 135L89 136V134H87ZM172 135H170V137H173ZM206 135H205V136H206ZM249 135H250V136H249ZM79 136H78V137H79ZM85 136H86V135H85ZM92 136H94V135H90L88 139H91L90 137H92ZM95 136H96V135H95ZM105 136H107V135H105ZM142 136H143V135H142ZM163 136H164V135H163ZM165 136H166V135H165ZM207 136H208V135H207ZM213 136H212V138H215V136H214V137H213ZM80 137H79V138H80ZM109 137H110V135H109L108 138H107V140L109 139L108 142H110V138H109ZM143 137H144V136H143ZM155 137H156V136H155ZM180 137H179V138H180ZM195 137H197V136H195ZM232 137H233V136H230V138H232ZM248 137H249V138H248ZM15 138H16V137H15ZM20 138H22V137L20 136ZM86 138H87V137H86ZM86 138H83V140L86 139ZM102 138L104 139V137H102ZM105 138H106V137H105ZM114 138H115V137H114ZM116 138H117V137H116ZM147 138H149V139L151 138L152 141L149 142L150 140L147 139ZM166 138H168V137H165V139H166ZM197 138H198V137H197ZM197 138H196V139L194 138V139L198 141L200 138H199V139H197ZM204 138H205V137H204ZM206 138H207V137H206ZM226 138H225V139H226ZM251 138H252V137H251ZM251 138H250V139H251ZM81 139H82V138H81ZM81 139H80V140H81ZM111 139H113V138H111ZM123 139H124V140H123L124 143H126V144H127V142H125V140H126V141H130V140L127 139V138H126V139L123 138ZM135 139H136V138H135ZM135 139H134V141H135ZM171 139H170V140H171ZM185 139H186V138H185ZM185 139H184V138L182 139V140H184V141H183L184 143H185ZM194 139H193V140H194ZM207 139H208V138H207ZM14 140H15V144H16V143H17V142H16V139H14ZM98 140H99V139H98ZM139 140H140V139H139ZM139 140L136 139V141H137L136 144H138V142H139V143H143V142H141V141H143V140H140V141H139ZM173 140H176V141L173 142ZM186 140H187V139H186ZM208 140H209V139H208ZM213 140H214V139H213ZM72 141H73V140H72ZM74 141H75V140H74ZM81 141H82V140H81ZM105 141H106V139H105ZM105 141H104V142H105ZM116 141H117V140H115V142H116ZM211 141H212V140H211ZM1 142H0V143H1ZM78 142H79V141H78ZM83 142H84V141H83ZM83 142H82V143H83ZM108 142L106 141L105 143H103L104 146H103V145L100 146L102 150L108 148L107 146H105L106 143L109 144ZM112 142L114 143V139H113ZM131 142H132V140H131ZM153 142H154V143H158V144H156L157 146H155ZM166 142H167V141H166ZM187 142H188V141H187ZM206 142H208V141H206ZM18 143H19V145H18L19 147H20V145H22V146L27 145V141L24 142V143H21V142H19V140H18ZM71 143H73V142H71ZM89 143H90V142H89ZM110 143H111V142H110ZM113 143H112V144H113ZM145 143H144V144H145ZM176 143H174V144L176 145V149H177V144H176ZM199 143H202V142H199ZM262 143H264V141H261V145H262ZM2 144H1V146H2V147L4 146V147L6 148V146H5V145H2ZM73 144H74V143H73ZM161 144H160V145H161ZM167 144H168V143H167ZM202 144H203V143H202ZM256 144H257V143H256ZM259 144H260V142H259ZM259 144H257V145H259ZM74 145H75V144H74ZM78 145H79V144H78ZM78 145H77V146H78ZM81 145H82V144H81ZM110 145H111V144H110ZM119 145H120V144H119ZM119 145H118V144L115 145V146H118L117 149H118V148L121 149V147H119ZM128 145H130V144H128ZM152 145H153L154 147H152ZM181 145H178V146L181 147ZM185 145H187V144H185ZM213 145H214V144H213ZM1 146H0V147H1ZM22 146H21V149H23ZM29 146H31V145H29ZM77 146H76V147H77ZM82 146H83V145H82ZM120 146H121V145H120ZM137 146L140 147V145H137ZM141 146H143V145L141 144ZM170 146H171V145L169 144L168 147H170ZM173 146H174V145H173ZM183 146H184V145H183ZM216 146H217V145H216ZM259 146H260V145H259ZM259 146H256V148H257V149H258V148L261 149ZM26 147H28V145H27ZM26 147H24V149H25ZM72 147H73V146H72ZM78 147H79V146H78ZM83 147H84V146H83ZM83 147H82V149H83ZM102 147H104V148H102ZM105 147H107V148H105ZM110 147H111V146H110ZM138 147H137V148H138ZM159 147H161V146H159ZM186 147H187V146H186ZM186 147H183V149L186 148ZM214 147H215V146H214ZM261 147H264V146L262 145ZM31 148H32V146H31ZM46 148H48V147H45V151H47L46 153H48L49 151H48ZM54 148H55V147H54ZM97 148H99V143H98L97 140H96V141L93 140V141L91 142V144L89 145V147L86 148L87 150L84 148L86 151H85V153L83 152V155H82L83 157H82V158H83L84 160H85V159H86V160L89 159L88 161H90V159H91L92 156L95 158V156H98V155H99ZM111 148H113V147H111ZM152 148H153V149H152ZM162 148H163V147H162ZM162 148H161V149H162ZM171 148H173V147L171 146ZM171 148H170V150H169V148H168V150L171 151V152H168V150H166V152L169 153V154H171V153L174 151V152L172 153V156L175 157L176 159H177V158H178V159L174 161V159L171 158L172 156H170V157H166L167 155L169 156V154H167V155L165 156V159H166V158H169V159H168V160H169V163H170L171 160H173V161L176 163V164H175V163L171 162V163H172V166H173V165H176V166H177V163H178V164L180 163V162H178V161H179V157H178V156L182 155L181 153H186V152H183V151H186V149H187L188 152H189L190 150H192V152H193V151L195 150L194 148L191 149V147H190V150H188V149H189V146H188V148H186V149H184V150L181 149V150H183V151L179 154V152H178L179 150L177 151V150L174 149V150L172 151ZM174 148H175V146H174ZM178 148H179V147H178ZM256 148H255V150H257ZM72 149H73V148H72ZM74 149H75V148H74ZM77 149H78V148H77ZM99 149H100V148H99ZM113 149L115 150L116 148H113ZM117 149H116V150H117ZM138 149H139V148H138ZM138 149H136V150H137V151H140V150H138ZM144 149H145V148H144ZM161 149H159V150H161ZM29 150H31V149H29ZM29 150H28V151H29ZM42 150H43V149H42ZM50 150H51V149H50ZM75 150H76V149H75ZM75 150H74V151H75ZM114 150L111 151V149H110L109 153L111 152L110 154H112V152H113ZM163 150H164V149H163ZM3 151H5V150H4V149H3V150L0 149V155H1L2 153L4 154ZM33 151H36V150H32V152H33ZM43 151H44V150H43ZM45 151H44V152H45ZM52 151H53V150H52ZM63 151H64V150H63ZM63 151H62V153H63ZM103 151H105V150H103ZM121 151H122V150H121ZM124 151H125V149L123 150V152H124ZM137 151H136V152H137ZM141 151H142V149H141ZM145 151H146V149H145ZM156 151H157L156 153H158V155H159V154H163V151H162V153H161V151L158 152V148H157ZM198 151H199V150H198ZM237 151H238V150H236V153H237ZM258 151H261V150H258ZM24 152H25V151H24ZM37 152H38V150H37ZM100 152H102V151L100 150ZM117 152H120V151H117ZM117 152L115 153V155L117 154ZM123 152H122V153H123ZM125 152H126V151H125ZM166 152H165V153H166ZM176 152H177V153H176ZM192 152L190 151V156H188V157H189L188 159H190L191 156L193 157L194 153H197L196 151H194V152H193V155H191ZM233 152H234V151H233ZM240 152H241V151H240ZM242 152H244V151H242ZM254 152H255V151H254ZM28 153H29V152H28ZM28 153H27V158H28ZM46 153H44V155H45ZM79 153H80V152H79ZM96 153H97V154H96ZM105 153H106V152H105ZM120 153H121V152H120ZM148 153H149V152H148ZM148 153H147V154H148ZM198 153H201V152L199 151ZM198 153H197V154H198ZM203 153H204V152H203ZM230 153H232V152H229V154H230ZM245 153H246V151H245ZM247 153H248V152H247ZM252 153H253V152H252ZM3 154H2V155H3ZM31 154H32V153H31ZM31 154H30V155H31ZM51 154H52V153H51ZM65 154H66V153H65ZM84 154H85V155H84ZM134 154H135V152H134ZM142 154H143V153H142ZM144 154H146V153H144ZM144 154H143V155H144ZM154 154H155V153H154ZM173 154H175V155H173ZM238 154H239V152H238ZM254 154L256 155V153H254ZM254 154H253V155L251 154V155L254 156ZM25 155H26V154H25ZM25 155H24V156H25ZM32 155H33V154H32ZM42 155H43V154H42ZM44 155H43V157H44ZM47 155H48V154H47ZM61 155H62V154H61ZM63 155H64V154H63ZM103 155H104V154H102V156H103ZM121 155H122V154H121ZM126 155H127V154H126ZM126 155L123 154V156H125L124 158H123V156H120V157H122L123 159H126ZM184 155H186V154H183L182 156L184 157ZM201 155H202V154H201ZM240 155H241V158H242V157H243V156H242V153H241ZM240 155H237V157L240 156ZM243 155H244V154H243ZM251 155H248L249 158L251 157ZM24 156H23V153H22V157H24ZM34 156H35V155H34ZM40 156H41V155H40ZM52 156H53V155H52ZM54 156H56V158L58 159V156H57L56 153L54 154ZM64 156H65V155H64ZM64 156H63V157H64ZM79 156H80V155H77V157H79ZM84 156H85V158H84ZM147 156H148V155H147ZM147 156H146V157H147ZM150 156H151V155H150ZM161 156L164 157V155H160V156H159L160 159H162ZM176 156H177V157H176ZM186 156H187V155H186ZM248 156H247V157H248ZM22 157H21V158H22ZM32 157H33V156H32ZM32 157H31V159H29V158H30V156H29V158H28L27 160H32V159L36 158L37 156L34 157V158H32ZM41 157H42V156H41ZM60 157H61V156H60ZM65 157H66V156H65ZM67 157H68V156H67ZM93 157H92V158H93ZM120 157H118V158H119V159H118V158H117V155H116L115 158H116L117 160H119V161L123 160L122 158H121V160H120ZM133 157H134V156H133ZM194 157H195L196 160H197V157H196V156H194ZM194 157H193V159H194ZM229 157H232V154L229 155V156L227 157V158L229 159L228 162H230V158H229ZM233 157H234V156H233ZM235 157H236V156H235ZM237 157H236V158H237ZM245 157H246V155H245ZM245 157H244V158H245ZM2 158H3V157H2ZM72 158L75 159L74 157H72ZM94 158H93V159H94ZM110 158H113V159H114V156H113V157H110ZM110 158H108V160H109V161H112V162H111L112 165L115 164V165H114V168H115L116 164L119 163V162H116L117 160L115 161V159H114V161H115L116 163L114 162V164H113V159L110 160ZM156 158H157V157H156ZM170 158H171V160H170ZM224 158H226V157H224ZM227 158H226V160H228ZM238 158H239V157H238ZM254 158H255V156H254ZM61 159H62V157H61ZM69 159H70V161H71V158H69ZM77 159L79 160L80 158H77ZM127 159H128V161H129V160L132 159V158L129 159V157H128ZM127 159H126V160H127ZM133 159H134V158H133ZM133 159H132V160H133ZM136 159H137V158H136ZM150 159H151V157H150ZM153 159H154V158H153ZM157 159H159V158H157ZM165 159H164V160H165ZM191 159H192V158H191ZM256 159H257V158H256ZM1 160H2V159L0 158V163L2 162ZM27 160H26V161H27ZM37 160H38V159H37ZM50 160H51V159H50ZM62 160H65V158L62 159ZM62 160H61V162H59L58 160H55L56 162L53 161V164H52V165H53V166H54V165L57 166V164H56L57 161H58V165H60L61 163H64ZM67 160H68V158L65 160V161H66L65 164H68V162L70 163V161H67ZM75 160H76V159H75ZM80 160H81V159H80ZM84 160H82V161L84 162ZM98 160H99V159H98ZM103 160H104V157H103ZM103 160H102V161H103ZM105 160H106V159H105ZM132 160H130V161H132ZM180 160H181V158H180ZM183 160H184V159H183ZM194 160H195V159H194ZM198 160H199V159H198ZM224 160H225V159H224ZM224 160L222 159L223 162H224ZM232 160H234L233 162L235 163V158H233V159L231 158V162H232ZM5 161H6V160H5ZM21 161H22V160H21ZM24 161H25V160H24ZM45 161H46V159H45ZM123 161H125V160H123ZM123 161H122L121 163H123ZM128 161H127V162H124L125 165H126V163H127V164H130V166H133L134 163H133V162H130V161L128 162ZM133 161H134V160H133ZM136 161H138V160H136ZM189 161H190V160H188V162H189ZM241 161H242V163H240ZM241 161H240V159H239V161H238L239 163H237V160H236V163H237L238 165L240 164V165H239L240 168H241V167L244 168L243 165H245L246 168H249V169H250V167H247V166H246V164H250V161H248V159L245 158V160L242 159ZM251 161L253 162L252 159H251ZM33 162H34V161H33ZM33 162H32V163H33ZM47 162H48V161H46V164H47ZM73 162H74V161H73ZM77 162H78V161H77ZM86 162H87V161H86ZM86 162H85V163H86ZM90 162H91V161H90ZM94 162H95V161H94ZM163 162H164V161H163ZM191 162H192V160H191ZM191 162H190L189 164H191ZM194 162H195V161H194ZM194 162H192V163H194ZM226 162H227V161H226ZM228 162H227V163H228ZM256 162H257V161H256ZM27 163H28V161H27ZM27 163H25V165H26ZM34 163H36V162H34ZM34 163H33V164H34ZM40 163H41V162H40ZM49 163H50V162H49ZM59 163H60V164H59ZM79 163H80V165H81L80 167H83L82 171L84 170V171L86 172L85 169H87L88 167H90V166L87 167L88 163H87V165L84 164L87 168H86L84 165L82 166V164H81L80 161H79ZM136 163H137V162H136ZM171 163H170V164H171ZM227 163H225V164H227ZM22 164H23V163H22ZM28 164H29V163H28ZM42 164H43V163H42ZM42 164H41V165H42ZM65 164H64V166H65ZM77 164H78V163H77ZM150 164H151V165L149 166V168H151V166H152V163H150ZM164 164H165V163H164ZM180 164H181V163H180ZM184 164H185V163H184ZM198 164H199V163H198ZM198 164H197V165H198ZM222 164H223V163H222ZM222 164L220 165L221 167L219 166L218 168H223V169L226 170L225 167H222ZM225 164H224V165H225ZM241 164H242V165H241ZM36 165H37V163H36ZM36 165H35V166H36ZM38 165H39V164H38ZM43 165H44V164H43ZM52 165H51V166H52ZM71 165H72V164H71ZM73 165H74V164H73ZM73 165H72V167H73ZM89 165H92V163L89 164ZM100 165H101V172H100L101 175H100L99 178H100L101 180H104V179H105V178H104L105 176H103V174H105V171H106L108 165H107V162H106V161H103V163H101ZM120 165H121V164H120ZM120 165H118V166H120ZM148 165H149V164H148ZM192 165H193V164H192ZM230 165L232 166L233 163H232V164L230 163ZM256 165H257V164H256ZM256 165H255V167H256ZM27 166H28V165H27ZM44 166L46 167V165H44ZM44 166H43V168H44ZM56 166L53 167L54 171H55ZM61 166H63V165H61ZM75 166H76V165H74V167H75ZM121 166H122V165H121ZM140 166H141L142 169L144 168V165H143V166L140 165ZM160 166H161V165H160ZM166 166H167V165H166ZM176 166H175L174 168L171 167V166H169L170 169H169V167L167 166L168 168H167V167H166V168H167L168 170L166 169V171H168V172L170 171L171 173H173V171H175V170H173V169L176 168V170H177L178 168L181 167V165H180V167H179V166L176 167ZM187 166H188V167H187ZM189 166H190V165L187 164L185 168L187 169V168H189ZM199 166H200V165H199ZM206 166L209 167L208 164L205 165V168H207ZM228 166H229V165L227 164V167H228ZM233 166L236 167L237 165H236V166L233 165ZM248 166H250V165H248ZM28 167L30 168L31 166H28ZM40 167H41V166H40ZM65 167H67V168H65ZM65 167H64V168H65V171L68 169L67 171L70 170L68 173L71 174V173H72L71 171H72L73 168H72V169H69L70 166H65ZM76 167H77V166H76ZM80 167H79V168H80ZM108 167H109V166H108ZM124 167H125V166H123V169H124ZM135 167H136V166H135ZM137 167L140 168L139 166H137ZM182 167H183V165H182ZM196 167H197V166H196ZM196 167L193 166V168H196ZM237 167H238V166H237ZM239 167H238V168H239ZM23 168L25 169V167H23ZM120 168H121V167H120ZM130 168H131V167H130ZM130 168H129V169H130ZM155 168H156V167H155ZM161 168H162V167H161ZM190 168H191V166H190ZM193 168L190 169V170H193ZM215 168H216V171H217V170H218V169H217V166H215ZM228 168L230 169V166H229ZM231 168L233 169V167H231ZM240 168H239V169H240ZM36 169H37V168H36ZM45 169H48V168H45ZM56 169L59 171V175H60V171H61L60 166L57 167ZM121 169H122V168H121ZM129 169H128V170H129ZM135 169H136V168H135ZM147 169H148V168H147ZM147 169H146V171L148 172L149 169H148V170H147ZM158 169H159V168H158ZM158 169H157V170H158ZM182 169H183V168H182ZM182 169H181V170H182ZM199 169H202V168L200 167ZM229 169H228V170H229ZM232 169H231V171L234 170V169H233V170H232ZM241 169H242V168H241ZM27 170H28V168H27ZM34 170H35V169H34ZM34 170H33V171H34ZM37 170H39V169H37ZM40 170H43V169H40ZM57 170H56V171H57ZM75 170H77V169L74 168V171H75ZM131 170H133V169H131ZM150 170H151V169H150ZM155 170H156V169H155ZM171 170H172V171H171ZM179 170H180V169H179ZM181 170H180V171H181ZM195 170H197V172H198V169H197V168H196ZM205 170H206V172H207V169H204V171H203V169H202V172L205 173ZM246 170H247V169H244L245 172H246ZM54 171H51V172H54ZM65 171H64V172H65ZM84 171H83V176H84V174H85ZM121 171H122V170H121ZM143 171H144V170H143ZM186 171H187V170H186ZM186 171H185V172H186ZM193 171H194V170H193ZM200 171H201V170H200ZM218 171H219V170H218ZM242 171H243V169H242ZM25 172H27V171H25ZM28 172H31V171L29 170ZM35 172H36V171H35ZM61 172H62V171H61ZM78 172H79V170H78ZM113 172H114V171H113V167H112V173H113ZM133 172H134V171H133ZM150 172H151V171H150ZM150 172H148L149 175H150ZM168 172H166V173H168ZM170 172L168 173V175L170 174ZM177 172H178V171H177ZM185 172H184V174H185ZM191 172H192V171H191ZM197 172H193V173H191V174L196 173V174H197L196 176H194V175H193V176L190 175V178L192 179L191 183H194L193 185H195V186H192V187H194L195 192H196V193H194V192L192 191V192L194 193V194H193V193H192V194L195 195V196H196V194H198V193H197V190H198L199 188H201L200 186H201V185H202V186H203V185L205 186V183H207V182H204V184L197 185V184H199L198 182L201 181V180L198 179L199 181L197 182V180H195V179H197V178L202 174V173H200V175H199V172H198V173H197ZM237 172H238V171H236V174H237V175L235 174V172H233V174L236 175L235 178H237V176H238V173H237ZM23 173H24V172H23ZM36 173H37V172H36ZM48 173L50 174V172H48ZM56 173H57V172H56ZM68 173H66V174H68ZM73 173H74V172H73ZM81 173H82V172H81ZM112 173H111L110 175H112ZM130 173H132V172L127 171V174H130ZM144 173H145V171H144ZM163 173H165V172H163ZM175 173H176V172H175ZM188 173H189V172H188ZM204 173H203V174H204ZM230 173H232V172H230ZM29 174H32V172L29 173ZM38 174H39V172H38ZM38 174H36V176H37ZM76 174H77V173H76ZM76 174L74 173V177L72 178V181L70 182V184L68 183V184H69V188H67V189H68L67 192H69V193L63 192V191H62V188H63V187L60 189V187L57 186L58 183L56 184V186L53 185V184H51V183H53V182H51V181H50V183H48V181H46V180H47L49 177H45V176H44V177L46 178V180H44V181H46L47 183L44 182V181L42 180V181H43L44 183H46V184L43 183V190H44V191H42V192H43V195L41 194L42 192H40L39 194H41V195H40L41 197H42V196H43V197L46 196V199H44L46 203L43 201V203L46 204V205L44 206V204L42 203L43 206H42V205L39 206V212L44 213L43 215L46 214V216H49V217H50V216H52V214H53V215L55 214V213H51V211H52L53 209H54V211H55V209L57 210V208L59 209L60 205H62V207H63L62 209H64V211H65V208H66V207L64 208L63 204H64V205H65V204L67 205V203H69V202L72 204V203H73V200H75V199H77V198H79V200H81V201L84 200L83 203H85V200L91 197V194H92L91 191H92V190L90 189V190H91V191H90V190L88 189V187L83 186V184H79V185L81 186V189H78V188L75 186V188H77V189L79 190V192H76L77 190H74V189H73V188H74V185H73V184L75 183L74 180L76 179V177H77V175H78V174H77V175H76ZM132 174H133V173H132ZM146 174H147V173H146ZM179 174L181 175V173H179ZM179 174H177V175L179 176ZM184 174H183V177H182V176H181V177L185 179L186 177H188V175L186 176V175H184ZM207 174H209V173H205V177H206V179L208 180V176H210L209 178H211V175L209 174L208 176H206ZM240 174L242 175L243 173H239V175H240ZM33 175H34V174H33ZM41 175H42V177H43V174H41V173H40L38 176L41 177ZM53 175H54V174H53ZM59 175H58V177H59ZM79 175H80V173H79ZM86 175H87V172H86ZM86 175H85V176H86ZM88 175H89V173H88ZM107 175H108V174H107ZM107 175H106V176H107ZM153 175H154V174H153ZM173 175H175V174L173 173ZM198 175H199V176H198ZM234 175H233V176H234ZM245 175H246V173H245ZM245 175H244V176H245ZM66 176H67V175H66ZM66 176H65V177H66ZM72 176H73V175H72ZM83 176H81V177L83 178ZM114 176H116V174H115ZM114 176H113V177H114ZM127 176H128V175H127ZM127 176H126V177H127ZM130 176H131V175H129V177H130ZM233 176H232L231 174L229 175L230 178H231V177L233 178ZM246 176H247V175H246ZM248 176H249V175H248ZM24 177H25V176H24ZM26 177H27V176H26ZM54 177H55V176H54ZM56 177H57V174H56ZM61 177H62V176H61ZM108 177H109V175L107 176L106 179L112 178V177H109V178H108ZM129 177H128V178H129ZM149 177H150V176H149ZM149 177H148V178H149ZM156 177H157V174H156ZM156 177H155V178H156ZM179 177H180V176H179ZM179 177H178V178H179ZM181 177H180V178H181ZM193 177H195V178L193 179ZM242 177H243V176H242ZM250 177H251V176H250ZM28 178H29V177H28ZM33 178H34V177H32V180H33ZM88 178H89V177H88ZM103 178H104V179H103ZM115 178H116V177H115ZM117 178H118V177H117ZM172 178H173L175 181H177V180H176V177H175V178L172 177ZM201 178H203V177L201 176ZM235 178H234V179H235ZM245 178H246V177H245ZM245 178H244V179H245ZM248 178H249V177H248ZM16 179H17V178H16ZM16 179H14V180H16ZM24 179H25V178H24ZM24 179H22V180H24ZM36 179H37V178H36ZM36 179H34L33 181L35 182ZM39 179H40V178H39ZM39 179H38V180H39ZM41 179H42V178H41ZM41 179H40V180H41ZM49 179H50V178H49ZM61 179H62V178H60L59 180H61ZM64 179L66 180V178H64V175H63V179H62V180H64ZM91 179H92L91 181L93 182L94 180H93L92 177H91ZM112 179H113V178H112ZM133 179H134V177H133ZM150 179H151V177H150ZM157 179L159 180V178H157ZM157 179H156V180H157ZM191 179H190V180H191ZM212 179H213V178H212ZM221 179H222V178H221ZM224 179H225V178H224ZM249 179H250V178H249ZM253 179H254V178H253ZM17 180H18V179H17ZM19 180H20V179H19ZM32 180H31V182H32ZM40 180H39V181H40ZM54 180H55V179H54ZM56 180H57V179H56ZM70 180H71V179H70ZM80 180H82V182H83V179H80ZM101 180H100V181H101ZM110 180H111V179H110ZM110 180H108V181H110ZM117 180H118V179H117ZM130 180H131V178H130ZM130 180L128 179V181H129L130 184H132V185H131V186H130V184H127V185H128L129 187H131V188H130V190L128 189V191H127V190L124 191V193L126 192L125 194H128V192L131 194V190H133V189H132V186L135 185V184H133V181H130ZM145 180H146V178H144V179H143V178H140L139 181L136 182V185H138L139 189L137 188L136 191H134V190L132 191V195H130V196H131V199H132L133 201H135L134 199H136V198L138 199L139 197H142V196H143L144 198H146L145 200L141 198V199L143 200V201L141 200L142 203H143V202L145 203V201H147L148 199L152 201V199H150V196L153 195L152 193L150 194V192H151L152 190H150V192H149V189H150L151 187L148 186L149 189L146 188V189L142 190V188H145V187H146V186H143L144 183L147 182V181H145ZM156 180H154V181L156 182ZM161 180H162V179H161ZM174 180H173V182H174ZM190 180H189V181H190ZM226 180H227V179H226ZM231 180H232V179H230L229 181H231ZM242 180H243V179H242ZM42 181H41V184H42ZM86 181H87V179H86ZM86 181H85V183H87V182L89 183V182H90V180H88L87 182H86ZM115 181H116V180H115ZM150 181H151V180H150ZM167 181H168V179H167V177H166V182H167ZM170 181H172V180H170ZM170 181H169V183H170ZM182 181H183V180H182ZM185 181H186V180H185ZM185 181H184V185H185V184L187 185L188 182L186 181L187 183H185ZM204 181H205V180H204ZM210 181H211V182H210ZM220 181H221V180H220ZM224 181H225V180H224ZM229 181L227 180V182L229 183L227 187L230 186L229 188H231V185H232V187H233V185H236L235 182H234V184H232V183L229 182ZM234 181H235V180H234ZM14 182H15V181H14ZM21 182H22V181H21ZM24 182H27V180H26V181L24 180ZM36 182H37V180H36ZM58 182H59V181H58ZM64 182H65V181H64ZM64 182L62 181L61 185H59V186H63L62 184H63ZM68 182H69V181H68ZM80 182H81V181H80ZM118 182H120V179L118 180ZM118 182H117V183H118ZM138 182H140V185H141V186L139 185ZM152 182H153V180H152ZM157 182H158L157 184H154V187H155V188H157L156 186H157L158 184H161L162 181H161V182H160V181H157ZM159 182H160V183H159ZM163 182H165V181H163ZM195 182H197V183H195ZM202 182H203V181H201V183H202ZM236 182H238V181H236ZM241 182H242V181H240V183H241ZM251 182H252V180H251ZM17 183H18V181H17ZM17 183L15 182V185H16ZM54 183H55V182H54ZM66 183H67V182H66ZM137 183H138V184H137ZM141 183H143V184H141ZM167 183H168V182H167ZM167 183H166V184H167ZM179 183H181V185H183V183H182L181 181H179ZM179 183H177L178 185H177V184H176V185L179 186ZM208 183H212V180L210 179ZM213 183H215V181H214ZM223 183H225V182H223ZM243 183H244V181H243ZM243 183H242V184H243ZM12 184H13V183H12ZM12 184H11V185H12ZM38 184H39V183H38ZM90 184H91V182H90ZM95 184H96V183H95ZM95 184H94V185H95ZM150 184H153V183H150ZM163 184H165V183H163ZM166 184H165V185H166ZM173 184H175V183H173ZM173 184H171V187H169V189L172 188V187H174ZM189 184H190V183H189ZM230 184H231V185H230ZM13 185H14V184H13ZM20 185H21V184H20ZM65 185H66V184H65ZM72 185H73V186H72ZM75 185H76V184H75ZM79 185H78V186H79ZM118 185H121V183H120V184L118 183ZM127 185H126V186H127ZM136 185H135V186H136ZM155 185H156V186H155ZM167 185H168V184H167ZM167 185H166V189H167V187H168ZM209 185H211V184H209ZM223 185H225V189H226V188H227V187H226V183L223 184ZM245 185H246V184H245ZM121 186H122V185H121ZM126 186L124 187V190H125ZM163 186H164V185H163ZM177 186H176V187H177ZM189 186H191V184H190ZM189 186H186V187H189ZM196 186H198L199 188L196 187ZM12 187H13V186H12ZM20 187H21V186H20ZM93 187L95 188V186H93ZM93 187H92V188H93ZM141 187H142V188H141ZM161 187H162V186H160V188H161ZM181 187H182V188H181ZM192 187H190L191 190H193ZM221 187H222V186H221ZM13 188H14V187H13ZM22 188H23V187H22ZM27 188H28V187H26V189H27ZM65 188H66V187H65ZM122 188H123V187H122ZM133 188H134V187H133ZM155 188H154V189H155ZM158 188H159V186H158ZM163 188H165V187H163ZM177 188H178V187H177ZM180 188L183 189V188H185V187L180 186ZM202 188H204V187H202ZM218 188H219V187H217V189H218ZM24 189H25V188H24ZM140 189H141V191H140ZM152 189H153V187H152ZM174 189H176V188L174 187ZM220 189H221V188H220ZM13 190H15V189H13ZM27 190H28V189H27ZM27 190H26V191H27ZM97 190H98V189H97ZM145 190H146L147 192H145ZM159 190L161 191L160 193L157 192V190H156V192L159 194V196L157 195V193H156V195H154V196L158 197V198H159L158 200H161V201H157V202L164 203V202L162 201V199H163L165 196H166L165 198H167V195H168V197H169V193H171V192H170V191L168 192V191L166 190L168 193H166L167 195H165V192H166V191L161 190V189H158V191H159ZM177 190L179 191V188H178ZM177 190H176V191H177ZM199 190H200V189H199ZM199 190H198V191H199ZM4 191H5V190H4ZM20 191H21V190H20ZM24 191H25V190H24ZM37 191H38V190H37ZM39 191H40V190H39ZM137 191H138V192H137ZM162 191H164V192L162 193ZM215 191H216V190H215ZM217 191L219 192V190H217ZM12 192H13V191H12ZM18 192H19V191H18ZM133 192H135V193H133ZM140 192H141L142 194H140ZM148 192H149V193H148ZM4 193H5V192H3V194H4ZM8 193H9V191H8ZM15 193L18 194L17 191H16ZM32 193H34V192H32ZM52 193H55V194L57 195V198H56V199H55V197L52 196ZM76 193H78L77 196H76ZM96 193H97V192H96ZM99 193H100V192H99ZM103 193H105V192H103ZM106 193H107V192H106ZM137 193H139V194H138V195H140L139 197L137 196ZM176 193H177V192H176ZM185 193H186V192H185ZM211 193H212V192H211ZM219 193H220V192H219ZM249 193H250V192H248L247 195H248L249 197H252V196H253L252 193H251V196L249 195ZM20 194H22V192H21ZM25 194H27V193H25ZM55 194H53V195L56 196ZM73 194H74V196H73V197L71 196V197H72V199H71V198L69 197V195H73ZM125 194H122V196H125ZM160 194H162V196H160ZM180 194L184 195V194L181 193V192H180ZM186 194H187V193H186ZM186 194H185V195H186ZM209 194H210V191H209ZM209 194H208V195H209ZM214 194H215V192H214ZM214 194L212 193L213 196H214ZM31 195H32V194L30 193V196H31ZM93 195H94V194H93ZM110 195H111V196L109 197V199H108V197L105 195L106 197L104 198V201H102V199H101V197H103L104 194H102V196L100 195V200H101L102 202H101L100 200H98L99 197H97L96 195H94L93 198L91 197L92 201H94L95 203H98L97 205H96V204L94 205V206H96V207L93 206L94 209H95V212H96L97 214H94V212H93L92 210H88L89 212L91 211V212H90L91 214L89 213V214H90V215H89V214L87 213L86 216L89 215V217H90V216L92 215L91 218H94V221H96V220H95V217L93 216V214H94L95 216H96V215L98 216V214L100 213L99 215H100V216H105L104 218L107 220V223H108V219H107L108 217H106V216H111L112 212L116 214L115 211H118V209L113 205L112 202H114V203H118L117 201H122V199H120L121 197H118L119 199L116 197L117 194H116V195L114 194V197L112 196V194H110ZM163 195H164V196H163ZM185 195H184V196H185ZM189 195H190L189 197H191V193H190ZM208 195H207V196H208ZM212 195L210 194L209 196H212ZM215 195H216V194H215ZM8 196H9V195H8ZM26 196H27V195H26ZM30 196H29V197H30ZM95 196H96V197H95ZM128 196H129V195H128ZM132 196H133V198H132ZM134 196H135L136 198H135ZM154 196H153V197H154ZM172 196H174V195H172ZM197 196H198V195H197ZM5 197H6V196H5ZM16 197H17V196H16ZM33 197H34V195H33ZM37 197H38V196H37ZM48 197H50V199H49ZM52 197H53L56 201H55V200H52V199H51ZM94 197H95V200H96V198H97L98 201H97V200H96V201L93 200ZM115 197H116V198H115ZM126 197H127V196H126ZM126 197H123V199H126ZM148 197H149V198H148ZM156 197H155V198H156ZM162 197H163V198H162ZM170 197H171V195H170ZM244 197H245V199H246V195L243 196V199H244ZM249 197H248V198H249ZM6 198H8V197H6ZM10 198H11V197H10ZM23 198H24V197H23ZM23 198H22V200H23ZM47 198H48V199H47ZM160 198H161V199H160ZM182 198H183V197H182ZM184 198H185V197H184ZM191 198H192V197H191ZM193 198H194V200H196L195 197H193ZM193 198H192V199H193ZM197 198H199V196H198ZM208 198H209V197H208ZM211 198H212V197H211ZM252 198H253V197H252ZM2 199H4V198L2 197ZM2 199H1V200H2ZM18 199H20V196H19ZM18 199H17V200H18ZM30 199H32V197H31ZM30 199H29L30 202H29V201H26L27 203H26V202H23V203H26V205H27V204H31V200H30ZM37 199H38V198H37ZM37 199H36V200H37ZM39 199H42V198L39 197ZM82 199H83V200H82ZM106 199H107V200H106ZM115 199H118V200H115ZM127 199L129 200V198H127ZM131 199H130L128 202H126V201L124 202V201H123V203H128V204L130 203V204H131V207H133L134 205L132 204L133 201H132ZM139 199H140V198H139ZM189 199H190V198H189ZM1 200H0V201H1ZM22 200H21V201H22ZM27 200H28V199H27ZM57 200H58V201H57ZM77 200H78V199H77ZM79 200H78V201H79ZM89 200H90V199H89ZM166 200H167V199H166ZM24 201H25V200H24ZM32 201H33V200H32ZM39 201H40V200H38L37 202H39ZM52 201H53V202H52ZM75 201H76V200H75ZM75 201H74V205H73L74 207L78 206V205H75V204H76ZM81 201H79V202H80L81 204H83ZM169 201H170V200H169ZM178 201H179V198H178ZM180 201H182V200H180ZM243 201L245 202V200H242V202H243ZM18 202H19V200H18ZM28 202H29V203H28ZM41 202H42V201H41ZM51 202H52V203H51ZM61 202H63V204H62ZM138 202H139V201H138ZM184 202H186V201H184ZM184 202H183V204H184ZM239 202L242 203V202H241V199H240ZM11 203H12V201H11ZM70 203H69V204H70ZM123 203H122V204H123ZM149 203H151V202H149ZM161 203H159V204L161 205ZM180 203H181V202H180ZM186 203H187V202H186ZM186 203H185V204H186ZM209 203H211V201H210ZM37 204H38V203H37ZM71 204H70V205H71ZM91 204H94V203L91 202ZM128 204H127V205H128ZM130 204H129V206H130ZM151 204H155V203H151ZM164 204H166V203H164ZM164 204H163V206H162V205L160 206L162 211H163L162 208L165 207ZM167 204H168V202H167ZM167 204H166V206H167ZM185 204H184V205H185ZM244 204H245V203H244ZM11 205H12V204H11ZM24 205H25V204H24ZM24 205H23V206H24ZM32 205H35V202H34V204H32ZM102 205H103L105 208H104V210L102 209L103 211H100V210H101L100 207H101ZM136 205H137V204H136ZM136 205H135V206H136ZM148 205H149V204H148ZM148 205H147V206H148ZM155 205H156V204H155ZM155 205H154V206H155ZM180 205H182V204H180ZM28 206H29V205H28ZM51 206H52L53 208H52ZM86 206H88V205H86ZM154 206L151 207V209H152L151 211H152L153 216H155L154 214H156V213L154 212V210H157V209L154 208ZM182 206H183V205H182ZM29 207H30V206H29ZM33 207H34V206H33ZM33 207H32V208H33ZM50 207H51V208H50ZM54 207H57V208H54ZM70 207L72 208V206H70ZM78 207H79V206H78ZM78 207L76 208L77 211L75 210V211L77 212V214L80 213V212H84V211L86 212V210L88 209L87 207H85L86 209H85V210H84V209L82 210L81 208H82L83 206H81L80 208H78ZM98 207H99L100 210H98ZM123 207H124V206H122L121 208H123ZM131 207L128 208V206H127L128 209L126 208L127 210H126V209H125V210L128 211V212H126V213H129V214L132 215V216H133L134 213H135L134 215H137L136 212H138L137 210L140 209V206H139V208H136V210H134V207H133V210H132ZM156 207H157V205H156ZM160 207H159V209H160ZM14 208H15V206H13V209H14ZM20 208H21V206H20ZM22 208H23V211H24L25 208H24V207H22ZM27 208H28V207H27ZM35 208H36V207H35ZM67 208H68V207H67ZM153 208H154V209H153ZM253 208H254V207H253ZM68 209H69V208H68ZM73 209H75V208H73ZM89 209H90V208H89ZM115 209H116V210H115ZM130 209H131V210H130ZM148 209H149V208H148ZM159 209H158V210H159ZM164 209H165V208H164ZM170 209H171V208H170ZM256 209H257V208H256ZM1 210H2V213H1L2 215L5 213L4 216H5L6 214H8V213H12V212H6V209L3 210V207H2V209H1V206H0V212H1ZM9 210H10V209H9ZM11 210H12V209H11ZM15 210H16V209H15ZM20 210H21V209H20ZM20 210H19V211H20ZM30 210H31V212L33 211L32 209H30ZM34 210H35V209H34ZM59 210L61 211V209H59ZM129 210H130V211H129ZM140 210H142V209H140ZM149 210H150V209H149ZM168 210H169V209H168ZM35 211L37 212V210H35ZM35 211H33V213H34ZM88 211H87V212H88ZM121 211H122V210H121ZM133 211H134V212H133ZM135 211H136V212H135ZM170 211H171V210H170ZM15 212H16V211H15ZM24 212H25V211H24ZM26 212H27V213H25V214H26V217H27V215H28V217L31 216V215L28 214V211H26ZM55 212H56V211H55ZM66 212H68V211H66ZM73 212H74V211H73ZM92 212H93V214H92ZM118 212H119V211H118ZM157 212H158V211H157ZM163 212H165V211H163ZM163 212H162V213H163ZM20 213H23V212L20 211ZM20 213H17V212H16V214H20ZM41 213H40V214H41ZM50 213H51V214H50ZM62 213H64V212L62 211ZM62 213H61V214H62ZM121 213H122V212H121ZM123 213H124V212H123ZM123 213H122V214H123ZM131 213H132V214H131ZM141 213H142V216H143V210H142ZM148 213H151V212L149 211ZM148 213H147V214H148ZM167 213H168V212H167ZM12 214H13V213H12ZM16 214H15V216H13V218L16 217ZM34 214H35V213H34ZM65 214H66V213H64L63 216H64ZM70 214H72V213H70ZM81 214H83V213H80V214H78V215H80V217H81ZM124 214H125V213H124ZM129 214L125 215L126 217H125L124 219H127V218L130 216ZM157 214H158V213H157ZM37 215H39V214H37ZM56 215H57V214H56ZM66 215H67V214H66ZM83 215H84V217H85V214H83ZM128 215H129V216H128ZM139 215H140V212H138V217H139ZM144 215H145V213H144ZM150 215H151V214H150ZM158 215H160V214H158ZM165 215H166V212H165ZM168 215H170V214H168ZM6 216H9V215H6ZM21 216H22V215H21ZM23 216H24V215H23ZM34 216H35V215H34ZM34 216H33V217H34ZM57 216H58V215H57ZM60 216H61V215H60ZM63 216H62V217H63ZM75 216H76V215H75ZM127 216H128V217H127ZM140 216H141V215H140ZM145 216H147V215H145ZM151 216H152V215H151ZM161 216H163V214H161ZM28 217H27V218H28ZM33 217H31L30 219H34L36 216H35L34 218H33ZM38 217H39V216H38ZM44 217H45V216H44ZM58 217H59V216H58ZM66 217H67V216H66ZM66 217H65V218H66ZM71 217H72V216H71ZM71 217L68 218V219H71ZM158 217H159V216H158ZM3 218H4V217H3ZM8 218H9L8 220H12V218H11V219H10V217H8ZM17 218H18V216L16 217V219H17ZM77 218L79 219V217H77ZM87 218H88V217H86V219H87ZM112 218H113V217H112ZM121 218H123V217L121 216ZM139 218H140V217H139ZM0 219H1V218H0ZM19 219H21V220H19ZM19 219H18V220L21 222V221H22V218H20V216H19ZM24 219H25V218H24ZM36 219H37V217L35 218V221H34V220H33V221L36 222ZM50 219H53V218L50 217ZM83 219H84V218H83ZM83 219H81V220H83ZM129 219H131V218H129ZM140 219L142 220V217H141ZM158 219H159V218H158ZM3 220L5 221V218H4ZM26 220H27V219H26ZM90 220H91V219H88V221H90ZM92 220H93V219H92ZM113 220H114V218H113ZM127 220H128V219H127ZM141 220H140V222H141ZM4 221H3V223H4ZM15 221H16V220H15ZM19 221H18L16 224H18ZM31 221H32V220H31ZM31 221H30V222H31ZM33 221H32V222H33ZM63 221H65V220H63ZM70 221L72 222V219H71ZM78 221H80V220H78ZM78 221H77V222H78ZM94 221H93V222H94ZM159 221H160L161 224H162V221H161V220H159ZM159 221H158V222H159ZM10 222H11V221H9V223H10ZM12 222H14V221H12ZM38 222H39V221H38ZM40 222H41V221H40ZM55 222H56V221H55ZM75 222H76V221H75ZM90 222H91V221H90ZM90 222H89V223H90ZM1 223H2V220H1ZM3 223H2V224H3ZM6 223H7V222H6ZM27 223H28V221H27ZM27 223H26V224H27ZM51 223H52V222H51ZM60 223H61V222H60ZM69 223H70V222H69ZM89 223H88V224H89ZM141 223H142V222H141ZM4 224H5V223H4ZM4 224H3V225H4ZM11 224H13V223H10V224H9V227L11 226ZM31 224H34V223H31ZM36 224H38V223L36 222ZM70 224L72 225V223H70ZM82 224H83V223H82ZM86 224H87V223H86ZM88 224H87V225H88ZM113 224H114V223H113ZM113 224H112V225H113ZM116 224H117V222H115L114 225H116ZM6 225H8V224H6ZM13 225L15 226V222H14ZM24 225H25V224H24ZM34 225H35V224H34ZM39 225H40V224H39ZM51 225H52V224H51ZM56 225H57V223H56ZM64 225H65V223H64ZM84 225H85V224H84ZM90 225H91V224H90ZM103 225H104V224H103ZM114 225H113V226H114ZM241 225H242V223H241V224L239 223V226H240L241 229L238 228V230H241V231H243V232H246L247 229H248V227L244 226V224H243L242 226H241ZM32 226H33V225H32ZM40 226H41V225H40ZM40 226H39V228H40ZM42 226H44V225H42ZM73 226H74V224H73ZM91 226H92V228L87 226V227H88V230H90V231L88 232V236H87L88 238L85 236V238H86L87 240H84V239H83L84 242L86 241L85 243H87V241L89 242V239L92 238L91 235H92V236L95 235V237L97 238L96 233H98V231H96V229H99V228H97V227H95V226H93V225H91ZM98 226L100 227V226H102V225H98ZM118 226H120V224H118ZM237 226H238V225H237ZM1 227H2V226H1ZM3 227H5V225H4ZM7 227H8V226H7ZM29 227H30V226H29ZM29 227H28V228H29ZM34 227H36V226H34ZM52 227H53V226H52ZM57 227L59 228L60 226L58 225ZM68 227H69V226H68ZM85 227H86V225H85ZM87 227H86V228H87ZM93 227H94V228H93ZM111 227H112V226L110 225V228H111ZM160 227H161V226H160ZM17 228H18V227H17ZM53 228H56V227H53ZM58 228H56V229L59 230ZM64 228H65V226H64ZM77 228H78V227H77ZM89 228H90V229H89ZM121 228H122V226H121ZM121 228H120V229H121ZM7 229H8V228H7ZM56 229H55V230L53 229V230H54L55 232H57ZM62 229H63V228H62ZM91 229H92V230H91ZM93 229L95 230V232H93V234H92V231H94ZM101 229H102V228H101ZM113 229H114V227H113ZM117 229H118V228H117ZM120 229H118V230H120ZM159 229H160V228H159ZM8 230H9V229H8ZM14 230H15V229H14ZM31 230H32V229H31ZM40 230H41V229H40ZM53 230H52V231H53ZM70 230H71V229H70ZM70 230H69V231H70ZM74 230H75V227H74ZM103 230H104V227H103ZM103 230H102V231H103ZM114 230H115V229H114ZM123 230H124V229H123ZM123 230H122V231H123ZM244 230H245V231H244ZM17 231H18V230H17ZM21 231H22V230H21ZM21 231H19V232H20V236L22 237V236H24V234H26V233L22 234L23 232L21 233ZM33 231H34V230H33ZM44 231H45V230H44ZM52 231H51V232H52ZM75 231H76V230H75ZM79 231H80V230H79ZM112 231H113V230H112ZM6 232H7V231H6ZM11 232H12V230L10 231V233H11ZM15 232H16V230H15ZM36 232H37V231H36ZM40 232H41V231H40ZM73 232H74V231H73ZM73 232H72V233H73ZM99 232H100V229H99ZM103 232H104V231H103ZM115 232H116V231H115ZM123 232H124V231H123ZM134 232H135V231H134ZM167 232H168V231H167ZM81 233H82V232H81ZM100 233H101V232H100ZM113 233H114V232H113ZM124 233H125V232H124ZM0 234H1V233H0ZM8 234H9V233L7 232V235H8ZM34 234H35V233H34ZM51 234H54V232L51 233ZM64 234H65V233H64ZM64 234H63V235H64ZM67 234H69V233H67ZM76 234H78V233L76 232ZM101 234H102V233H101ZM106 234H107V233H106ZM115 234H117V233H115ZM120 234H121V233H120ZM125 234H126V233H125ZM129 234H130V233H129ZM134 234H136V232L133 233V234H131V235H134ZM7 235H6V236H7ZM11 235H12L13 237H14V235H17V236H18V233H17V232H16V233H12ZM11 235H8L7 240H8L9 237H11V238L13 239V237H12ZM29 235H31V234H29ZM42 235H43V234H42ZM55 235H56V234H55ZM79 235H81V234L79 233ZM110 235H111V233H110ZM121 235H122V234H121ZM162 235L164 236V234H162ZM166 235H167V234H166ZM17 236H16V237H17ZM49 236H50V235H49ZM51 236H52V235H51ZM56 236H57V235H56ZM59 236H60V233H59ZM64 236H65V235H64ZM105 236L107 237V235H105ZM108 236H109V234H108ZM111 236H113V235H111ZM117 236H118V237H114V236H113L114 239H116V241L113 239L114 242H117V239L121 237V236L119 237V235H117ZM134 236H135V235H134ZM134 236H132L131 239H135ZM168 236H169V232H168ZM229 236H230V235H229ZM0 237H1V236H0ZM2 237H4V236L2 235ZM16 237H14V238L17 239L18 242H19V241H20V237L18 236L19 239H18V237H17V238H16ZM25 237H26V236H25ZM27 237H28V236H27ZM30 237L33 238V236H30ZM40 237H41V236H40ZM40 237H39V238H40ZM45 237H46V236L41 237V239H42V238H45ZM54 237H55V236H54ZM54 237H50L51 240H52V239L54 240V239H55ZM61 237H62V236H61ZM69 237H70V236H69ZM69 237H64V238H62V241H63V239H64L65 241H68V240H69ZM77 237H78V236H77ZM100 237H101V236H100ZM113 237H112V238H113ZM135 237H136V236H135ZM161 237H162V236H161ZM11 238H9V239H11ZM32 238H31V239H32ZM39 238H38V240H40ZM98 238H99V237H98ZM107 238H108V237H107ZM107 238H106V239H107ZM1 239H2V238H1ZM22 239H24V238H21V240H22ZM28 239H29V237L26 238V240H28ZM72 239H75V238L73 237ZM72 239H70V240H72ZM81 239H82V238H81ZM131 239H128V241L130 242L129 244H131V241H132ZM7 240H6V241H7ZM33 240H34V239H33ZM43 240H44V239H43ZM43 240H41V241L43 242ZM45 240H48V239H45ZM100 240H101V239H100ZM162 240H164V239H162ZM1 241H2V240H1ZM1 241H0V242H1ZM6 241H5V242H6ZM11 241H12V240H11ZM28 241H29V240H28ZM49 241H50V240H49ZM49 241H48V242H49ZM57 241H58V240H57ZM65 241H63V242H65ZM72 241H73V240H72ZM135 241H136V240H135ZM135 241L133 240V242H135ZM13 242H15V241L13 240L12 243H13ZM16 242H17V241H16ZM18 242H17V244H18ZM23 242H24V241H23ZM29 242H31V241H29ZM34 242H35V241H34ZM69 242H70V241H69ZM69 242H67V243L69 244ZM74 242L76 243V242H78V241L75 240ZM81 242H82V241L78 242L77 244H78L79 246L83 247L82 245H84V244H82V245L79 244V243H81ZM3 243H4V242H3ZM12 243H9V244H12ZM20 243H21V241H20ZM45 243L47 244V242L44 241V242L42 243V246H43V244H44V247H45V246H46ZM51 243H52V242H51ZM67 243L64 245V246H66V247L63 248V249H65V250H64V252H65L64 256H65V258H66L68 261H67L66 259H65L64 261H67L68 264H71V261L73 260L72 258H74V260H75L76 256H79V255H80V254L78 253V250H79V249L77 248V247H79V246L76 245V247H73V245L71 246V244H70V246H69V245H67ZM90 243H91V242H90ZM101 243H102V242H101ZM117 243H118V242H117ZM119 243L121 244V243H123V241H120ZM0 244H1V243H0ZM15 244H16V243H15ZM23 244H24V243H21L20 245L23 246ZM26 244L29 246V244H28L27 242H26ZM26 244H25V245H26ZM61 244H62V243H61ZM88 244H89V243H88ZM91 244H92V243H91ZM91 244H89V245L85 244V245L89 246L88 248H91V247H90ZM126 244L128 245V243H126ZM20 245H18V247H19ZM35 245H36V244H34V246H35ZM56 245H57V244H56ZM62 245H63V244H62ZM85 245H84V247H86ZM116 245H117V244H116ZM124 245H125V244H124ZM0 246H2V245H0ZM11 246L14 247V246H15L14 243H13L12 245H10V247H11ZM92 246H93V245H92ZM6 247H7V246H6ZM10 247H9V248H10ZM36 247H38V245H37ZM52 247H53V246H52ZM58 247H59V246H58ZM117 247H118V246H117ZM126 247H127V246H126ZM126 247H125V248H126ZM128 247L130 248L131 245L128 246ZM11 248H12V247H11ZM25 248H26V247H25ZM29 248H30V247H29ZM29 248H28V249H29ZM34 248H35V247H34ZM46 248H47V247H46ZM86 248H87V247H86ZM95 248H96V247L94 246V249H95ZM119 248H120V247H119ZM26 249H27V248H26ZM28 249H27V250H28ZM36 249H38V248H35V250L32 248L31 250H29V252L32 251V250H34V252H35ZM39 249H40V247H39ZM53 249H54V248H53ZM101 249H103L102 246H101ZM120 249H121V248H120ZM126 249L128 250V248H126ZM130 249H131V248H130ZM21 250H23V247H22ZM21 250H20V251H21ZM27 250H26V251H27ZM50 250H51V249H50ZM50 250H48V251H50ZM74 250H75V252L78 253V254L75 255V256L72 254ZM81 250H82V249H81ZM85 250H86V249H85ZM89 250H90V249H89ZM5 251H6V250H5ZM5 251H4V252H5ZM11 251H12V250H11ZM56 251H57V250H56ZM58 251H59V250H58ZM58 251H57V252H58ZM82 251H84V250H82ZM87 251H88V249H87ZM95 251H97V250H95ZM123 251H124V250H123ZM22 252H24V251H22ZM36 252H37V251H36ZM44 252H45V251H44ZM67 252H68V253H67ZM80 252H81V251H80ZM101 252H102V251H101ZM127 252H128V251H127ZM17 253H18V252H17ZM19 253H21V252H19ZM27 253H28V252H27ZM58 253H59V252H58ZM58 253H57V254H58ZM60 253H62V251H61ZM86 253H87V254H86ZM254 253H255V252H252V254H251V255L254 256V257L252 256L254 259H257V258H255V257H257V256L260 257V258H258V260H259V259L261 260V258H262V259L264 258V257H262V256L264 255V249H263V251H261V252L259 251V253L257 252L258 254L255 253L257 256L254 255ZM13 254H14V253H13ZM21 254H23V253H21ZM21 254H20V255H21ZM38 254H39V253H38ZM50 254H51V253H50ZM71 254H72L74 257H73ZM75 254H76V253H75ZM82 254H84V255L86 254L85 257L90 258V253H88V252L85 251V252L81 253V257L83 256ZM97 254H98V253H97ZM103 254H104V253H103ZM103 254H102V255H103ZM128 254L130 255V253H128ZM128 254H127V255H128ZM259 254H260V255H259ZM0 255H1V252H0ZM6 255H7V254H6ZM14 255H16V254H14ZM24 255L26 256L25 253H24ZM36 255H37V254H36ZM39 255H41V253H40ZM48 255H49V254H47V257H48ZM52 255H53V254H52ZM88 255H89V256H88ZM8 256H9V254H8ZM8 256H7V258H8ZM10 256H11V254H10ZM22 256H23V255H22ZM27 256H28V254H27ZM37 256H38V255H37ZM55 256H56V255H55ZM62 256H63V254H62ZM62 256H61V254H59L58 256H56V257H57V261H60L59 259L63 260V259L61 258ZM12 257H13V256H12ZM12 257H11L10 259H12ZM15 257H17V256H15ZM34 257H35V256H34ZM40 257H41V256H40ZM47 257H45V258H47ZM102 257H103V256H102ZM2 258H3V257H2ZM2 258H1V260H3L4 262H6V260H4V259H2ZM4 258H6V257L4 256ZM36 258H37V257H36ZM88 258H87V259H88ZM91 258H92V257H91ZM253 258H250L249 261H248V259H247L248 262H247V261H246V262H247L248 264H250V263L253 264V262H252ZM15 259H16V258H15ZM22 259H23V258H22ZM82 259H84V258L82 257ZM87 259H84V260L86 261ZM101 259H102V258H101ZM26 260H27V259H26ZM40 260H42V259H40ZM40 260H39V261H40ZM44 260H45V259H44ZM69 260H70V262H69ZM76 260H77V259H76ZM8 261H9V260H8ZM19 261H20V260H19ZM19 261H17V262H19ZM22 261H23V260H22ZM22 261H20V263H22ZM36 261H37V259H36ZM81 261H82V260H81ZM81 261H80V262H81ZM89 261H90V259H89ZM253 261H254V260H253ZM261 261H262V260H261ZM261 261L258 262V264H259V263L261 264V263H262ZM263 261H264V259H263ZM0 262H1V261H0ZM4 262H3V263H4ZM10 262H12V261H10ZM14 262H15V260H14ZM37 262H38V261H37ZM40 262H43V260L40 261ZM77 262H78V263L72 261V263H74V264H75V263H76V264H79V263H80V262H79V259H78ZM83 262H84V261H83ZM3 263H2V264H3ZM8 263H9V262H8ZM8 263L6 262L5 264H8ZM23 263H24V262H23ZM45 263H46V262H45ZM55 263H56V262H55ZM58 263H59V262H58ZM62 263H63V262H60V264H62ZM65 263H66V262H65ZM88 263H89V262H88ZM88 263H87V264H88ZM90 263H92V262H90ZM0 264H1V263H0ZM15 264H17V263H15ZM33 264H34V262H33ZM39 264H40V263H39ZM49 264H50V263H49ZM53 264H54V263H53ZM81 264H82V263H81ZM83 264H84V263H83ZM85 264H86V263H85ZM255 264H257L256 261H255ZM262 264H263V263H262Z\"/></svg>",
  "mask_w": 264,
  "mask_h": 264
}]
</instances>
